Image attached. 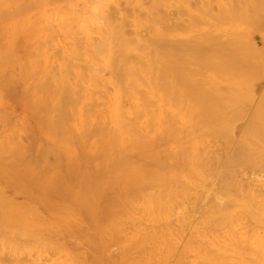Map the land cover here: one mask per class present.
I'll return each instance as SVG.
<instances>
[{"label": "rangeland", "instance_id": "1", "mask_svg": "<svg viewBox=\"0 0 264 264\" xmlns=\"http://www.w3.org/2000/svg\"><path fill=\"white\" fill-rule=\"evenodd\" d=\"M0 1H2V0H0ZM24 1H26V0H21V4H23L24 3ZM29 2H30V4H32V2H33V4H32V6H31V9H30V7H29V4H28V7H29V9H28V7L25 9V8H23V10L21 11V14H20V16L19 17H16L15 19H12L11 21H10V23H11V26H12V29H13V27H15L17 30H11V31H15V34H17L15 37H16V39L18 40H16L17 41V43H16V41H15V38H13L12 40H11V42H13V40L15 41V43L17 44H15V43H12V44H14V45H12L13 47L14 46H16L15 48H17V49H14V52L16 53V54H14V55H17L18 56V58H16V60L18 59V62H16L17 64L16 65H14L13 66V68L11 67V69L12 70H9L10 71V73L11 74H13L16 78H17V81L15 82V87H13L12 88V91H10L9 93L7 92V94H9V95H6L5 96V94H3V92L4 91H2V93H1V91H0V96L2 97H0V99L1 100H3V101H1L0 100V118H1V116H4L3 117V120H4V126H2V125H0L1 127H2V133H0V137H1V135H2V137L3 136H5L6 134V136H10V139L13 141V139L12 138H14L15 136H19V140H18V138H17V140L18 141H20V139H21V145H20V142L18 143L22 148H24L25 146V149H23V150H21V151H19L20 153L22 152L23 153V151L24 150H26V154L24 153V155L22 154V156L20 157L21 158V160H20V158L18 159V161L15 159V161H14V156H12V154L14 153V155H18L17 157H19L20 155L19 154H15V152L16 151H14V149L18 146L19 147V145H14V144H16V142H18V141H16L14 144H13V146L14 147H12L11 148V146H10V150H12V151H14V152H11L10 151V153L9 152H7V151H9V148H4V147H6L9 143H11V142H9L10 140H9V138H6V137H4V138H6L7 140H5V141H8L9 143L8 144H6L7 142H3L4 141V139H3V143H5V145L6 146H2L1 144H3V143H1L0 144V150H3V148H4V150L5 149H8L6 152H7V154H5V155H3V153H2V155L5 157H3V156H0V263H2L1 262V260L4 262V263H2V264H32L33 262V264H60L61 262H63L64 264L66 263V262H68L70 259L71 260H75L76 261V259H73V257L75 258V256L77 255V252L79 251L78 249L80 248V251H81V249H82V252H83V254L81 253V255H80V253H79V255L80 256H78L77 255V257H79L82 261H84L83 260V257H82V255L83 256H85V257H87V258H85V259H89L88 257L90 256V258L92 257V259L94 260V258L96 257V254H93L94 252L93 251H95V252H98V257L100 258V257H102V258H100L101 260L100 261H102V259H103V262H102V264L104 263V260L106 261L104 264H107L108 262H109V264H113V261L110 263V261L113 259V258H116V259H118V258H121L120 257V255H122V256H124L123 255V253H121L120 254V250H121V247H120V250L118 249V247H116V245H115V243H118V240H116V242L114 243L113 241H114V239H113V241H110L109 239L110 238H107L106 239V244H107V246H105V245H102V243H101V245H98V239H99V235L97 234L99 231L98 230H96V233H94L93 231H95L94 229L96 228L95 226H96V224H97V221L98 220H96L95 222L96 223H94V225L95 226H90L91 224L93 225V223H91V224H89L88 222H91V221H93L94 222V220H95V218L96 217H98L99 216V214H97V211H98V213H99V210H97V209H99L98 208V206L97 205H103V201H105V199L108 197V195L109 194H106L103 198H102V201H101V203L99 202V200L97 201V202H99L98 204L96 203V197L94 198L95 200L93 201V202H90V204H87V202L86 201H92V199L93 198H89L88 196H85V198H88V199H86V200H84L85 201V203L87 204L86 206H87V208H88V205L89 206H91V207H89L90 209H91V211H93L92 213H90V209H88V210H85V207L86 206H84L83 205V207L82 206H78L80 203H78V205L76 206V204L74 205V206H72L73 205V203L76 201V200H79V198H77V197H79V196H77L76 197V194L75 195H73L74 194V192L76 191V190H78V191H80L81 192V190H80V188H77V189H75L74 187H78V185H77V181H76V178L75 177H77V176H74L72 173H70V172H68L67 170H66V172H68V176H66L67 174H65L66 172L65 171H63V173L61 172H58V171H60L63 167V170H65V164L67 165V163H69L70 162V167L73 165V163H72V165H71V162L73 161L74 162V159H76L78 156H77V154L75 153V152H73V153H71V154H73L72 155V157L71 158H74V156H75V158L72 160V161H69V162H65L64 160L66 159V161H68V158L67 157H69L68 155H66L67 153H66V151L68 150V149H70V148H68V146L69 147H71V146H74V145H72L69 141H73V142H75L76 141V139H75V141L73 140L74 138H72L71 137V139L72 140H65V139H67V138H69V136H71L70 135V133H71V131L72 130H74L76 127H75V124H77V123H79V120H78V117H75V116H78V113L76 114L75 113V111L76 110H73L75 107H78V106H75V100H76V98H77V104H79V105H81L80 107L81 108H83V110L84 109H89L90 107H89V104H90V106L92 107V106H95V104H91V103H89L88 105H86V104H83V102L86 100V98L85 97H82V93L84 94V91H85V89H86V93L88 92L87 91V88H88V90L90 91V92H92L91 93V96H93V97H91V96H89L90 98H92V100H93V98L95 99V97L97 98H99V96H96V95H98V94H103V95H100V96H102V97H104V98H102V97H100V103L101 104H103L102 102L104 101V104L106 105L107 103H105V100H106V102H108V98H110L111 99V97H108V98H106V96H111V94H112V97H113V91L115 92V86H114V84L111 82V80H110V78H111V72L107 69V68H104L103 69V67H102V65L103 64H101V62H100V64H97L95 61V56H94V54L92 55L91 54V50L89 49L90 47H91V49H94V45H95V42L94 41H97L96 43H98V41H100V39L101 38H103V37H105L103 34H104V30H105V26L107 25V24H109V22H111L112 23V25L114 24L115 25V23H116V25L114 26V27H116V28H119V27H122V31H124V33H125V36L128 38V37H130V39H137L139 36L138 35H140V34H142V35H140V37L142 36V38H140L139 37V39L140 40H142V41H144V39L146 40V41H148V38H149V42H150V46H148V47H151L150 49L147 47V49L148 50H150V52L152 51V52H157L158 50H163V46H165V45H156L155 43H153L152 41H151V38H153V36L155 35V37L157 36L156 35V33L158 32V30H159V32L157 33L158 34V36L161 34L160 32H168V33H166V36H165V34H164V39H165V41L166 42H168V44H169V42H171V43H173L174 42V44L176 45V43H177V45H178V43L180 44V43H185V42H187L186 40H190L191 38V40L190 41H193V37H194V39H196L197 38V41H200L202 38H204V39H202V41L204 40V41H206L205 39L209 36L210 37V35H211V39H213V38H215L214 37V34L216 33L217 35L218 34H220L219 36L220 37H223L224 36V33H225V37L227 36V38H229V39H231L230 38V36L233 38V37H236L238 34H237V32L239 31H237L236 29H240V33H239V35L241 36V34H247L248 32H252V30H250L251 29V25L249 24L250 22H252L253 20H255L256 19V17L255 18H253V19H250V17H248L249 15H247V17L246 18H244V20H243V16L244 15H246V14H251L252 13V11L254 12V15L255 14H257L256 16H258L259 18H257L256 20H258V19H260V20H258L257 21V23L259 22H263L264 21V18H262V17H264V13H262V12H264L263 10H264V0H256V1H258V3L260 4V5H262L261 7L260 6H257V5H259L257 2H256V6L254 7V5L255 4H253V3H255L254 1H253V5H252V7H251V0L249 1H247L246 2V0L245 1H243V0H230V1H232V2H230L229 0H223L224 1V3L222 2V0H157V1H155V0H139V1H134V0H109V1H104V0H101V1H104L105 2V5L103 4V6H101V4L103 3V2H101L100 0H49V2L46 0V3H45V0H35V1H33V0H28ZM40 3H39V2ZM66 1V2H65ZM112 1V2H111ZM129 1V2H128ZM130 1H132V2H130ZM134 1V2H133ZM143 2V3H140V2ZM163 1V2H162ZM221 1V2H220ZM228 3H226V2ZM238 1H239V3L240 2H242V3H240V4H247L246 5V9L244 8L245 6H243L242 8V12H243V10L245 11L244 13H246V14H242V12H241V10H240V12H239V10H238V8L240 7V6H242V5H239V3H238ZM34 2H38V3H34ZM50 2H51V4H50ZM117 2V3H116ZM158 2V3H157ZM246 2V3H245ZM250 2V3H249ZM262 4H261V3ZM1 3V2H0ZM42 3H45V5H43ZM98 3V4H97ZM101 3V4H100ZM220 3V4H219ZM222 3V4H221ZM249 3V4H248ZM20 4V3H19ZM20 4V5H21ZM26 5H27V2L25 3ZM24 4V5H25ZM38 4H39V6H38ZM42 4V5H41ZM96 4V5H95ZM227 4V5H226ZM232 4V5H231ZM237 4V5H236ZM36 7L37 6V8H34V6ZM41 5V6H40ZM48 5H50L49 7H48ZM57 5V6H56ZM66 5V6H65ZM77 5H78V9H77ZM88 5V6H87ZM142 5V7H144V8H140V6ZM210 5V6H209ZM220 5H221V7H220ZM222 5H224V6H222ZM235 5H236V7H235ZM23 6V5H22ZM68 6H71V7H69V9H72V12H71V10H69L67 7ZM95 6V9L94 10H96V8H97V12H95V14L96 15H91L92 13H94V10H92L93 9V7ZM108 6V7H107ZM118 6V7H117ZM232 6H233V8H232ZM250 6V7H249ZM40 7V8H39ZM53 7H54V9H53ZM59 9H58V8ZM74 7V8H73ZM105 7H106V9H105ZM210 7V8H209ZM220 7V8H219ZM228 7V8H227ZM248 7V8H247ZM257 8L256 10H258V8L259 9H263V10H259V11H254L253 9H251V8ZM49 8H51V10L49 9ZM55 8H56V10H55ZM76 8V9H75ZM89 8V9H88ZM208 8V9H207ZM228 10H227V9ZM235 8V9H234ZM41 9H44V10H42L43 12H42V14H43V16H41L42 14H40V11H41ZM47 9V10H46ZM50 10V12H52V13H54V12H56V13H54V14H56V16H58V12L60 13V11H61V14H64L63 12H62V9H63V11L66 13V15L67 16H69V17H67V16H65V14L62 16L63 18H61V17H59V18H61L60 20H61V22H59L58 21V23H56L54 20H53V25H52V21H51V23H50V26L48 25L49 23H47V21H48V19H50V18H48V17H50V16H48V15H51L50 14V12H49V10ZM84 9V10H83ZM120 9V10H119ZM138 9H139V11H138ZM142 9V10H141ZM145 9V10H144ZM204 9H207V10H205L204 11ZM210 9V10H209ZM225 9V10H224ZM233 9V10H232ZM239 9H241V7L239 8ZM248 9V10H247ZM250 9H251V12H250ZM33 10V11H32ZM55 10V11H54ZM83 10V11H82ZM87 10V11H86ZM155 10V11H154ZM247 10V11H246ZM46 11H47V13H46ZM68 11L70 12V13H73V14H70V13H68ZM78 11V12H77ZM89 11V12H88ZM90 11H91V13H90ZM99 11H100V13H99ZM142 11H144V12H142ZM214 11V12H213ZM234 11V12H233ZM236 11H238V12H236ZM249 11V13H247ZM262 11V12H261ZM77 13V15H76V13ZM86 12H88V13H90V15H86L85 13ZM145 12H146V14H145ZM152 12H154V13H151ZM199 12V13H198ZM205 12V13H204ZM209 12V13H208ZM217 12V13H216ZM223 12H225L224 14L225 15H223L222 13ZM237 14H236V13ZM259 12H260V14H261V16H260V14H259ZM37 13L39 14V15H37ZM68 13V14H67ZM83 13H84V15H83ZM87 13V14H88ZM109 13V14H108ZM111 13V14H110ZM158 13V14H157ZM203 15V17H202V15ZM215 15H214V14ZM220 15H219V14ZM230 13V14H229ZM73 15V16H70V15ZM108 14V15H107ZM149 14H151V16L153 15L154 16V19L149 15ZM195 14H196V16L197 17H195ZM206 14V15H205ZM208 14H210L209 16H208ZM234 14V15H233ZM243 15V16H240V15ZM34 15H36V16H34ZM44 15H46V16H44ZM82 15L83 16H86V17H89V16H92V18L91 17H89V22L88 21H86V18H85V20L84 21H86V22H88L87 24L86 23H83L84 21H82V18L84 19V17H82ZM132 15V16H131ZM201 15V16H200ZM216 15H217V17H216ZM230 15V16H229ZM238 15H239V17H238ZM254 15H252L251 14V16L252 17H254ZM32 16H34V17H32ZM55 16V15H54ZM55 16V20L57 19V17ZM94 16L96 17L95 19H94ZM109 16V17H108ZM111 16V17H110ZM113 16V17H112ZM156 16V17H155ZM162 16V17H161ZM215 16V17H214ZM222 16V17H221ZM229 16V17H228ZM32 17V18H31ZM42 17H45V18H42ZM71 17V20H72V18L74 19L73 20V22H68V21H71V20H69L68 19V21H67V19L66 18H70ZM128 19H127V18ZM133 17V18H132ZM148 19V20H146V18ZM207 17H210V18H207ZM213 17V18H212ZM233 17V18H232ZM235 17V18H234ZM242 19H241V18ZM31 18V19H30ZM33 18H34V20H33ZM48 18V19H47ZM53 17H52V15H51V19H52ZM110 18V19H109ZM121 18V19H120ZM139 18V19H138ZM142 18H144V21H142L143 19ZM155 18H157V19H155ZM163 18H165V19H163ZM202 20H201V19ZM206 18V19H205ZM218 18L220 19V20H218ZM237 18V19H236ZM28 19V20H27ZM42 19V20H41ZM43 19H45V20H43ZM54 19V18H53ZM66 19V20H65ZM77 19V20H76ZM93 19L95 20V21H93ZM97 19V20H96ZM101 19V20H100ZM126 19V20H125ZM159 19V20H158ZM198 19V20H197ZM200 19V20H199ZM210 19V20H209ZM211 19H213V20H211ZM239 19V20H238ZM246 19L247 20H249L250 19V21H246ZM261 19H263L262 21H261ZM30 20H32V21H30ZM38 20L39 21V23H38V21H37V24H36V21ZM62 20H64V21H62ZM88 20V19H87ZM136 20H139V21H142V23L141 22H139L140 24H143L144 23V25L143 26H141L140 24H136V23H138ZM205 20V21H204ZM236 20V21H235ZM241 20H243V21H241ZM26 21V22H25ZM34 21V22H33ZM44 21V22H43ZM68 22L67 24V27L65 28V26L66 25H62V24H60V23H63V22ZM90 21L92 22V23H90ZM106 21H108V23L106 22ZM125 21H127L126 23H125ZM135 21V22H134ZM213 21L214 22H216L217 24H213ZM223 21V22H222ZM225 21V22H224ZM228 21V22H227ZM230 21H231V24H229L230 23ZM244 21H246L248 24H246V22L244 23ZM26 23V26H25V23ZM31 22V25L29 24V23ZM33 22V23H32ZM48 22H50V20L48 21ZM107 24H106V23ZM130 22V23H129ZM147 22V23H146ZM202 22V23H201ZM235 24H234V23ZM256 21H254V24L252 23V25H255L256 26V29L254 28V27H252V28H254V32H250L253 36V38L252 37H250L251 38V41H249V44L251 45V47H253V48H251L250 47V45L248 44V42H247V44H244V43H246V42H241V41H243V40H246L244 37L245 36H247V35H245L244 34V36H241V39H240V37L238 38V36H237V38L240 40V42H241V44L243 43L244 45H246L245 46V48H248L249 47V51L247 50V49H243V46H242V48L241 47H237L236 46V48H241V49H239V50H241L240 52H242L243 53V51H245L244 53H245V57H246V60L248 61V59H249V61L248 62H250L251 63V65L252 64H254L255 66H254V68H256V70H257V73H256V75H253L254 77H256L257 76V78H255V79H260V81H258L257 80V82H255L256 80L255 79H249V81L248 80H245V81H242V79H241V77L240 78H238V76H240V75H238L237 76V78H238V80L239 79H241L239 82H241V84L239 83V82H237V85H241V87H243L242 88V92L244 93V91H246L247 89L249 90V89H251L250 91H252L254 94V96L252 97L251 96V94H252V92H248V90H247V92H245L243 95H239V94H241L240 92H241V89H238L239 87H237V90H236V82L234 81L235 79V75L238 73L239 74V72L237 71V73H236V67L234 66H232V67H230V68H232V70L231 69H229L228 67H226V65H225V63H224V61H223V67H224V69L225 68H227V69H223L224 71H228V70H231V71H233L232 73H229V72H227L228 74H233V73H236L234 76V78H230V77H233V75L232 76H230V75H228L226 72L224 73V72H222L221 73V70H220V66H219V63L218 64H216L217 62H215V64H216V70H218V71H220V73L219 72H217L216 71V73H218L220 76H221V74L223 75V76H221L222 78L224 77V75H226V77L225 78H223V79H225V81L223 80V79H219V78H221V77H218V79L216 78L217 76H216V74L214 73L215 71H214V68H212V67H210L211 69H213V71L211 72V73H214V75L216 76L215 78L214 77H212L211 79L209 78V76H207L208 75V73H206V72H209L207 69V65H203V67H201V68H203V69H205V68H207V69H205V70H207L206 72H205V70L203 71V72H205L206 73V78H205V82H207V85L206 86H208V87H204L205 85H203V87H204V90H205V88H206V90L207 89H209L210 90V86H211V88L213 87L211 84H212V82L214 81L216 84V86L214 85V88H215V90L216 89H219V91H223L222 93H223V95L222 96H225V97H229V93H237L238 94V92H239V98L241 99H243V106L245 107H243V109L245 110V112H244V110H243V112L244 113H239V112H237V106H234V109H232L233 108V105H230V106H228V109L226 108V110H224L225 112H222L221 113V116H220V113L219 114H217V119H213L212 121H214L213 123L214 124H212V122H210V123H208L209 125H207V123L205 124V122H204V124H203V122L199 125V127H198V125L196 124V120H195V118L196 117H194L195 116V114H193V113H191V110L189 111V113H188V109H187V111H186V113L188 114V116H191V117H188L187 116V114L185 113V115L186 116H182L181 114H180V116H181V118H183V117H187V118H189V119H187V120H189V123L187 122V120L185 119L184 120V118H183V120H180L179 121V119H180V116H178L177 115V113H178V111L180 110H184V108H182V107H184L183 105H184V103H180V104H182V105H180L179 104V102L178 101H176V100H174V102H173V104H172V102H171V104H172V106L175 104V102L177 103V104H179L178 106H177V104H175L176 105V107H175V111H176V108H178L179 109V107L181 108V109H177V113H175L177 116H174L173 115V113L175 112L174 111V106L171 108L170 107V102L168 103V101H169V97L167 96V95H165L164 97H166L167 98V102H166V100L164 99V97H163V99H162V94H160V93H154L155 94V98L157 99V101H159L158 99H162V100H160L159 102H156V100H155V98H151L150 97V102L152 101V99H154L153 101L154 102H156V103H154V105H153V102H151L152 103V105L153 106H155V107H153L151 110H153V109H157V110H155L156 111V113L154 114L155 115V121L157 122V124L155 123V121H152L153 123H150V124H148V122H151L150 121V119L148 120V118H147V124H148V126H150L151 124V126H152V128H151V126H150V128H147V129H156V132L155 131H153L154 133L153 134H155V133H157V125H160V124H163V123H165L163 120L162 121H160L159 119H162L163 118V116L165 115V113L166 112H168L167 114H169L170 112L172 113H170L169 115L171 116V115H173V116H168L167 114H166V116H164V117H166V118H168L167 120L168 121H171V119L174 121L173 123H172V121L171 122H167L166 121V123L167 124H172V126L173 127H175V123H176V128H175V130H178V131H173V132H177L178 133V136H177V133L175 134H173V132H172V134L174 135V141H172V139H173V135H169V133L167 132V139H168V137L169 136H171L172 137V139H171V137H170V139H171V141H170V139H169V141L170 142H168L167 141V139L165 140L167 143H165V141L163 142V140H164V138L161 140V138L164 136V137H166V134H162L161 132L162 131H160L161 130V128H163V127H160V126H158V129H160L158 132H159V135L160 134H162L161 135V137L159 138L161 141H159V145L161 144V145H163L162 147H159L158 148V143H157V141L159 140H157V138L159 137L158 136V134H157V136H156V134H155V136L157 137H155L154 139H153V141H152V139H151V141H152V143L150 142V143H148L149 145L150 144H154L153 145V147L155 146V147H157L158 149H159V151H161V153L162 154H159L160 156L161 155H163V153L165 152V154H166V156H168L167 158H168V162H167V164L165 165L164 163V165L165 166H167V165H169V166H167V167H169V170H168V168L166 169L165 168V166H163V164L162 165H159L160 164V162L161 161H157L156 162V159H158V158H160V156H158L157 158H154L153 159V161L151 162L150 160H152L151 158H153V157H149V159L147 158V162H149V163H147L148 165L147 166H150L149 164H151V169L148 167L147 168V172H148V174L147 175H149V169H150V175L149 176H153L152 178H150L149 176H147V192L149 191V192H151V195H152V193H154L155 195L157 194V197H155L154 195H150L151 196V198L150 199H152V198H155V200L156 199H158L159 200V198H160V195H161V191H162V195L161 196H163L162 198H160L161 200L163 199V201H161V200H159V201H155L154 199L151 201V202H153V201H155V202H153V203H151V202H149V200H148V202H147V206H148V210L149 211H151V212H153L152 211V208H153V210H154V207L153 206H155V208H156V210H155V212L156 211H158V210H160L161 211V213H160V216L159 215H155L157 218H160V221H159V219H156V221H155V218H153L154 216V214H159V213H150L149 211H147V212H145V210H144V213H147L146 215H145V217H144V215H142V217H144L145 218V220H146V222L148 223V224H146V223H144L145 222V220L144 219H142L141 217H140V215L141 214H144V213H142V210L141 209H144V208H139L137 205V208H136V206H135V208L134 209H136V210H141V211H135V213L133 214L135 217H137L138 215V217H137V219L140 217V220H137L136 218H135V220L134 219H132V220H134V222H136V220H137V222L136 223H138V221H142L143 220V222H142V225L140 224V226H137L138 228V230H139V227H144V228H147L146 230L148 231V233H147V231L144 229V228H140V231H142L143 229V231L142 232H144V231H146V233H143V235L145 234H147V237H148V239H149V241H151L152 239L151 238H154V239H156L155 237H157V236H159V237H157V239L156 240H158V243H163L162 244V246H161V244H158L157 242H156V240H155V242L158 244V245H160V246H157V247H163V246H165V250L163 251V248L161 249L162 250V255H163V257H164V259L162 260V261H159V263L160 262H163L162 264H173V262H175L174 264H233V262H234V264H264V124H261V123H259L260 125H258V124H253V123H249L248 121L250 120V118L251 117H253L254 116V114H255V110H256V108H257V106L258 105H261V107L259 108V109H264V105L262 106V104L264 103V101L263 100H259V98H264V76H262V74H263V72H262V74L260 75V73H261V71H264V66H262L261 64H262V61L264 60L263 58H264V56H262L263 54H264V31H262V29L261 28H264V23H263V25L261 24V28L260 27H258L259 25L257 24V23H255ZM42 23H43V25H42ZM73 23V24H72ZM85 24V26L87 27V29L89 30L88 32L89 33H87V31H83L84 29H82L81 30V28H79L80 27V25L81 24ZM95 23V24H94ZM99 23H100V25H99ZM133 23V24H132ZM219 23V24H218ZM222 23V24H221ZM71 24V25H70ZM102 24H104L103 25V27L101 26ZM106 24V25H105ZM132 26H131V25ZM147 24V25H146ZM228 26H227V25ZM243 25V27L241 26V25ZM247 26H249L250 25V29L249 28H247L248 30H250V31H248L247 29H245L246 28V25ZM33 25V26H32ZM37 25V26H36ZM134 25V26H133ZM169 25V26H168ZM216 25V26H215ZM218 25V26H217ZM219 25H220V27H219ZM223 25H225V26H223ZM238 26V28L237 27H234V26ZM25 26V27H24ZM32 26V27H31ZM63 28H62V27ZM97 26V27H96ZM139 26H141V27H139ZM147 26V27H146ZM164 26H166V27H164ZM232 26V27H231ZM239 26H240V28H239ZM245 26V27H244ZM35 27H37V28H35ZM40 27V28H39ZM43 27V28H42ZM53 27H55V29L53 30ZM81 27H83L82 25H81ZM96 27V28H95ZM101 27H102V29H101ZM153 27V28H152ZM160 27H162L163 29H164V31H160L162 28H160ZM168 27V28H167ZM217 27V28H216ZM224 29H223V28ZM230 27L232 28V29H230ZM258 27V28H257ZM14 28V29H15ZM43 30H42V29ZM49 29V30H47V29ZM85 28V27H84ZM101 29V33H100V29ZM158 30H157V29ZM227 28V29H226ZM246 30H244V29ZM260 28V29H259ZM29 29V30H28ZM40 31V32H38V30ZM45 29V30H44ZM51 29V30H50ZM86 29V28H85ZM86 29V30H87ZM97 29V30H96ZM137 29V30H136ZM226 29V30H225ZM235 29V30H234ZM241 29H242V31H241ZM24 30H25V32H24ZM34 30V31H33ZM174 30V31H173ZM216 30V31H215ZM218 30V31H217ZM222 30H225V31H222ZM231 30H233L232 32H233V34L235 33V31H237L235 34H237V35H231V33H230V31ZM264 30V29H263ZM10 31V32H11ZM22 31H23V33H26V37H25V34H23L22 35V37H21V33H22ZM30 31V33L32 34V32H36V33H33V35L34 36H32V38L30 39L29 38V41H27L28 40V36H27V33ZM51 31V32H50ZM82 31V32H81ZM97 31V32H96ZM103 31V32H102ZM136 31V32H135ZM156 31V32H155ZM172 31H173V33H172ZM208 31H210L209 33H208ZM228 31H229V33L230 34H228ZM245 31V32H244ZM44 32H46L45 33V35H44ZM48 32V33H47ZM85 34H84V33ZM99 32V33H98ZM170 32V33H169ZM208 33V34H206V35H208V36H206V38H205V36H203L205 33ZM214 32V34H212ZM12 33V32H11ZM29 33V34H30ZM37 33H38V35H37ZM41 33V34H40ZM86 33H87V36L89 37H87L86 36ZM98 33V34H97ZM128 33V34H127ZM137 33V34H136ZM139 33V34H138ZM153 33H155V34H153ZM227 33V34H226ZM250 33H248V36H250ZM257 33V34H256ZM13 34L14 33H12V37H13ZM43 34V35H42ZM52 34V35H51ZM89 34V35H88ZM133 34V35H132ZM167 34H169L168 36H167ZM188 34V35H187ZM198 34V35H197ZM200 34V35H199ZM98 35V36H97ZM100 35H102L103 37H101ZM134 35H135V37H134ZM195 35H197L198 37H202L201 39L199 38V40H198V37L197 36H195ZM202 35V36H201ZM17 36H20V37H18L17 38ZM30 36V35H29ZM30 36V37H31ZM37 36V37H36ZM49 36V37H48ZM52 36V37H51ZM90 36H91V38H90ZM133 36V37H132ZM136 36H138V37H136ZM145 36V37H144ZM152 36V37H151ZM216 36V35H215ZM219 36H217L216 38H215V40H218L217 42H219V40H221L222 38H220ZM247 36V37H248ZM11 37V38H12ZM27 38L26 40H24L23 38ZM33 37H34V40L36 39V40H38V41H34L33 40ZM97 37H99L100 39L98 40V38ZM154 37V38H155ZM224 37V38H225ZM39 38V39H38ZM94 40H93V39ZM153 38V39H154ZM166 38H167V40H166ZM187 38V39H186ZM223 38V39H224ZM250 38H247V39H250ZM263 38V39H262ZM90 39V40H89ZM129 39V38H128ZM179 39V40H178ZM186 39V40H185ZM226 39V38H225ZM234 39V38H233ZM236 39V38H235ZM238 39H236L235 40V42L237 43L236 45H241V44H238L239 43V40ZM20 40V41H19ZM40 40H41V42H40ZM47 40V41H46ZM49 40V41H48ZM92 40H93V42H94V45H91L90 44V42L92 43ZM171 40V41H170ZM226 40H228V39H226ZM8 41V40H7ZM6 41V42H7ZM31 41V42H30ZM89 41V42H88ZM145 41V42H146ZM201 41V43H203ZM26 42H27V44H28V46H27V44H26ZM38 42V43H37ZM43 42V43H42ZM85 42V43H84ZM148 42V43H149ZM189 42V41H188ZM225 42V41H224ZM252 44H251V43ZM254 42H255V44L257 45H254ZM31 43H34L33 45L31 44ZM37 43V44H36ZM42 45H41V44ZM51 43V44H50ZM74 43H76V45L78 46V45H80V47H79V49H78V47L76 48L75 46H74ZM78 43V44H77ZM87 43H89V45H91V46H89ZM153 43V44H152ZM170 43V44H171ZM223 43V40H221V44ZM43 44H44V46H43ZM174 44H172L173 46H174V50H175V45ZM186 44V43H185ZM185 44H182L183 46H186ZM199 44H200V42H199ZM204 44V45H203ZM202 45H201V47L204 49V46L206 47L204 50L205 51H207L208 50V45L206 46L205 44H206V42H204ZM220 44V42H219V45H221ZM2 45V44H1ZM0 45V46H1ZM26 45V46H25ZM34 46V47H36V48H33V47H31V46ZM38 45H39V47L41 48V51L39 50L40 48H38ZM89 46L88 47V49L91 51V52H88V50H86L87 48H84V49H81V47H83V46ZM149 45V44H148ZM154 45H156V47L155 48H157V49H155L153 46ZM247 45H249L248 47H247ZM42 46V47H41ZM94 46V47H93ZM157 46H161L160 47V49L157 47ZM173 46H172V48H170V45H168L167 46V44H166V47H164V49H172V52H173ZM179 46H181V45H179ZM188 46V45H187ZM28 47H31L30 49L28 48ZM153 47V48H152ZM167 47H169V48H167ZM178 47V46H177ZM176 47V48H177ZM221 47V46H220ZM219 47V48H220ZM233 47H235V46H232V48ZM38 48V49H37ZM59 48V49H58ZM22 49V50H21ZM43 49V50H42ZM47 49V50H46ZM50 49V50H49ZM77 49V50H76ZM152 49V50H151ZM155 49V50H154ZM186 49H188L187 50V53H188V55L189 54H191V55H193V53H194V49H191L190 48V46H188V47H185L184 49H183V51L184 50H186ZM243 49V50H242ZM258 49V50H257ZM25 50V51H24ZM34 50H35V52L37 53V54H34L33 52H34ZM39 50V52L41 53L42 51H43V53H41L42 54V56L40 57V55H39V52H37ZM52 50V51H51ZM59 50H60V53H59ZM148 50H147V52H148ZM157 50V51H156ZM192 50H193V52H192ZM228 51H229V49H227ZM234 50H235V48H234ZM253 50H254V52H253ZM32 51V52H31ZM190 51V52H189ZM209 51V50H208ZM247 51V52H246ZM257 52V55L258 56H260L259 54H261V57H258V61L259 62H256L255 61V57H257V55L255 54L256 52ZM13 52V53H14ZM59 54H58V53ZM149 52V53H150ZM185 52V51H184ZM219 52V51H218ZM249 52H250V54H249ZM57 53V54H56ZM94 53V52H93ZM169 53V52H168ZM186 53V52H185ZM184 53V54H185ZM220 53V52H219ZM32 54V55H31ZM44 54H45V57H44ZM55 54H56V57H55ZM62 56H61V55ZM183 53H182V55H184ZM195 54V53H194ZM249 54V55H248ZM27 55V56H26ZM30 55V56H29ZM39 55V57L36 59V56H38ZM58 55H60V57L58 56ZM88 55V56H87ZM96 55V54H95ZM172 55V54H171ZM188 55H184V57H189ZM190 55V56H191ZM248 55V56H247ZM256 55V56H255ZM90 56V57H89ZM94 56V57H93ZM97 56V55H96ZM106 56V55H105ZM104 55H101V56H98L97 58H99V57H101L102 59H104V58H106V57H108V56H106L105 57ZM149 56H150V54H149ZM169 56V55H168ZM179 57H180V55H178ZM193 56H195V55H193ZM250 56V58H247V57H249ZM15 56H13V57H11V61L13 60V59H15L14 58ZM152 57H153V53H152ZM166 57H167V55H166ZM174 57H176V54H175V56L173 55V59H174ZM184 57H182L181 56V58H183V59H185ZM192 57V56H191ZM225 58H226V56H224ZM263 57V58H262ZM40 58V60H41V65H43V66H41L42 68L41 69H39V70H41V72H42V74H44V78H45V80H46V78H47V80L45 81V80H43V81H45L46 83V86H49V85H53V87L55 86L56 87V90H57V86L58 85H60V84H58L57 82L58 81H60V80H63V82H67V83H65V85L66 84H68V83H70L71 84V86L72 85H74L75 87H77L76 88V90H75V92H77V93H80L79 94V99L80 98H83V102L81 101V99H80V102H81V104H80V102L78 101V97L76 96V98H75V100H73L74 102H73V105L75 106V107H73V109H72V111L75 113V115H74V113H73V115H72V113H71V116H70V112H72V111H70V109L72 108V106H68V107H70L69 109H68V107H66L65 108V112H64V114H63V116H67V119H66V116L64 117V119H66V120H68L69 122H67L66 120H64V125L66 124V122H67V124L66 125H68V127H70L71 129H69V131H70V133H67V132H69V131H67V132H64L63 134L64 135H66V133H67V135L69 134V136L68 137H64V139L63 138H61V139H63V140H65L64 142H66L67 141V143H65V144H63V146L65 145V148H66V144H71V146H70V144L69 145H67V148L68 149H65V151H64V149H62V148H64V147H62V148H60V149H62L63 151H64V155L65 156H67V157H65L64 155V157H65V159L64 160H61L62 158H63V156H62V154H61V156H62V158H60L59 156H57V155H55V153L56 152H59V151H55L54 153H53V155H52V153H51V155H50V153L48 152V149L50 148V152H52V147L51 146H55V144L56 143H60L61 141H59L58 142V139H57V137L60 135V134H57V133H60V132H57L56 134L54 133L52 136H56L57 135V137H51L50 135H48V130H44V128H45V126L43 127V126H40L41 124H42V121L43 120H45L46 118H45V116L47 115H45V116H43V118H45V119H42V117H41V119H42V121H41V119H40V123H39V117H40V115H44V114H41V112H40V114H38L39 115V117H37L36 119H35V117H33V119H32V117H31V115H30V113L29 112H27V110H25V107L23 108L22 107V104L17 100V98H16V96H18V94L20 93V94H24V92L26 93L28 90H27V88H31L32 90L34 89V86H39L41 83H37V81H35V79H33L32 81H30V82H28L29 80L27 79L26 81L28 82V83H30V84H37V85H33V86H31V87H29V85L27 86V84H25V80H23V76H24V73H23V70H25L26 69V67L24 66L25 65V63L26 62H28L29 60H31V61H33V62H35L34 60H38ZM47 58V59H46ZM150 58H151V56H150ZM154 58V57H153ZM153 58H151V60H153ZM162 58H165V55L163 54V57L161 56V60H162V62L164 61ZM169 58H171V57H169ZM168 57L165 59L166 61L165 62H167V60L169 59ZM190 58V57H189ZM33 59V60H32ZM56 59V60H55ZM59 59V60H58ZM95 61H94V60ZM100 59V58H99ZM102 59H100V61L102 60ZM221 59H223V57L221 58ZM260 59V60H259ZM58 60V61H57ZM61 60V61H60ZM70 60V61H69ZM88 60H93L91 63H95V64H97L96 66H98V65H100L102 68H100V71L102 70V72L104 71V70H106V72L105 73H100L99 71H97L95 68H97L98 69V67H95L94 68V70H96L98 73H100V75L102 74L103 76L102 77H105L104 79L106 80H108V82H106V81H104V79L102 80V82L104 81V85H105V82H106V85L105 86H107V83H109L110 85H108V87H110V88H106L104 85H103V83L102 84H100L99 82V84L101 85L100 87H99V90H98V88H96L99 84H96V82L94 83L93 81L96 79L95 77L97 76V78H100V76H98V75H96V76H94L93 77V75H95V73H93V75H91L90 73H88L89 71H87V68H90V67H86V61L88 62ZM98 60V59H97ZM159 60V59H158ZM224 60V59H223ZM254 60V61H253ZM54 61V62H53ZM72 61H73V63H74V61L76 62V63H72ZM160 61V60H159ZM159 61H157V63H156V73H154V75L155 74H157V72H158V68H162V67H159L160 65H161V61H160V63H158ZM169 61H172V59L171 60H169ZM66 62H68V63H66ZM255 62H256V64H255ZM39 62H37L36 61V63H34V69H35V67L37 66V64H38ZM55 63V64H54ZM61 63V64H60ZM63 63V64H62ZM164 63V62H163ZM257 63L259 64V66L257 67ZM27 64V66H29L28 64H30V62L29 63H26ZM51 64V65H50ZM67 65V67L66 66H64V65ZM68 64H73L72 66H68ZM94 64V65H95ZM157 64H160V65H157ZM166 64V63H165ZM221 64V63H220ZM39 65V64H38ZM51 66V67H49V69L50 68H52V69H47V71H50V73L49 72H47L45 69V67L44 66ZM58 65V66H57ZM74 65H77V68H76V66H74ZM87 65H90V61H89V64H87ZM217 65L219 66V67H217ZM23 66L25 67V68H23ZM63 66H64V68H67V69H69L72 73H70L69 72V70L67 71V69H65L68 73H70V75H71V77L70 78H68V76H70V75H68L67 74V72H66V74L64 73L65 71L63 70V72H62V70L60 71L59 70V68H61V69H63ZM92 66V65H91ZM158 66V67H157ZM190 67H191V65H189ZM38 67V66H37ZM44 67V68H43ZM86 67V68H85ZM193 68H194V65L192 66ZM246 67H248V66H245V71H248L249 70V67L248 68H246ZM261 67H262V69H261ZM29 68V67H28ZM31 68V67H30ZM54 68H55V70H54ZM84 68V69H83ZM195 68H196V66H195ZM210 68H209V70H210ZM219 68V69H218ZM233 68H235L234 70H233ZM45 71H44V70ZM86 69V70H85ZM93 69V68H92ZM221 69H222V67H221ZM239 69H241V68H239ZM243 69V68H242ZM259 69L261 70V71H259ZM14 70V71H13ZM51 70H52V73H51ZM60 71V73H59V71ZM83 70V71H82ZM87 71V73L85 72V71ZM90 70V69H89ZM99 70V69H98ZM238 70V69H237ZM8 70H7V72H9ZM19 71V72H18ZM79 71H81L79 74H77ZM235 71V72H234ZM241 71V70H240ZM6 72V73H7ZM16 72V73H15ZM41 72H40V75H41ZM85 72V74H89L88 75V77L91 75L92 76V78L89 80V78L87 77V75H82L83 73ZM97 72H96V74H97ZM49 73V75H51V77L54 79L55 78V81H56V83L58 84L57 86H56V84H55V81H53L52 80V78L49 76V75H47ZM62 74L61 76H63V75H65V80L66 81H64V77H60V76H58L59 78H63V79H60V80H57V75H59V74ZM64 73V74H63ZM76 73V74H75ZM36 74L38 75L39 73H37V69H36ZM53 74V75H52ZM57 74V75H56ZM75 74V75H74ZM217 74V75H218ZM37 75H35V76H37ZM39 75V76H40ZM48 77H47V76ZM67 75V76H66ZM79 75V76H82V78H79V80L77 79L78 77L77 76ZM210 75V74H209ZM212 75V74H211ZM210 75V76H211ZM229 76V79H226V78H228V76ZM74 76V77H73ZM84 76H86L87 78H88V80H85L86 78L84 77ZM110 76V77H109ZM153 76V75H152ZM152 76H150L149 78L151 79V77ZM157 76V75H156ZM252 76V77H253ZM262 78H261V77ZM41 78H42V76H40ZM154 77V76H153ZM251 77V78H252ZM253 77V78H254ZM29 78V77H28ZM41 78L39 79L40 80V82L42 81L41 80ZM58 78V79H59ZM84 78V79H83ZM148 78V80L151 82H148V80H147V82L148 83H150L149 85L150 86H147V90L149 91V89L152 91H149V92H147V96H148V94H149V96L151 95L152 97H154V94H153V90H152V88H154V87H156V86H158L159 85V81H156V80H158V78L156 77V80H155V82H154V84L156 83V82H158V83H156V84H158V85H154L153 84V82L150 80ZM155 78V77H154ZM213 78L215 79V80H213ZM102 79V78H101ZM101 79H99V81H101ZM198 79H199V77H198ZM209 79H210V81H209ZM232 79H233V81H232ZM36 80H38V77L36 78ZM52 80V81H51ZM71 80V81H70ZM73 80V81H72ZM153 81H154V79H152ZM218 80V81H217ZM221 82H220V81ZM223 80V81H222ZM237 80V79H236ZM237 80V81H238ZM250 80H252L253 82H251V83H253V84H251V85H249V87L251 86V88H249V87H247L246 88V90H245V86L246 85H248V84H250ZM79 81V82H78ZM80 81H84V82H81V84L83 85L82 87H81V85H80ZM87 81H89V82H87ZM96 81V80H95ZM209 81V82H208ZM212 81V82H211ZM31 82H34V83H31ZM39 82V81H38ZM49 82H50V84H49ZM53 82H54V84H53ZM77 82V83H76ZM93 83L94 85H92L91 83ZM224 82V83H223ZM229 84H228V83ZM234 82V83H233ZM23 83V84H22ZM44 83V82H43ZM43 83H42V85H43ZM59 83H61V81L59 82ZM87 83V84H86ZM203 83V82H202ZM211 83V84H210ZM222 83V84H221ZM232 83V84H231ZM247 83V84H246ZM69 84V85H70ZM77 84V85H76ZM152 84V85H151ZM204 84H206V83H204ZM210 86H209V85ZM225 84V85H224ZM51 85V86H52ZM64 85V86H65ZM78 85H80L79 86V89H78ZM88 85H92V87H90V89H89V87H88ZM103 85V86H102ZM218 85V86H217ZM222 85V86H221ZM259 85H261V90H262V94L260 93V95L258 94V93H256V88H258V86ZM19 88H18V87ZM226 86H228V87H226ZM235 87L234 89H232V87ZM60 87V86H59ZM67 87V86H66ZM68 87H70V86H68ZM67 87V88H68ZM80 87H81V89H80ZM96 89H95V88ZM105 89H103V88ZM149 87V88H148ZM220 87V88H219ZM17 88V89H16ZM21 88H22V90H24V91H22L21 90ZM61 88V87H60ZM59 88V89H60ZM82 88H84V91H81V90H83ZM91 88L92 89H94V90H98V91H100V89L102 90H104V91H106V92H100V93H98V91H97V93L95 94V91L93 92V91H91ZM114 88V89H113ZM53 89V88H52ZM51 89V90H52ZM62 89V88H61ZM60 89V90H61ZM66 89V88H65ZM69 89V88H68ZM72 89L74 90V88L72 87ZM109 89V90H108ZM231 91H230V90ZM32 90H31V92H32ZM54 90V89H53ZM112 90V91H111ZM205 90V92H208V91H206ZM238 90H240V91H238ZM30 91V90H29ZM55 91V90H54ZM79 91V92H78ZM82 93H81V92ZM139 91H141V90H139ZM143 91V90H142ZM227 91H229L228 93H227ZM238 91V92H237ZM11 92H13L12 94H11ZM58 92V91H57ZM108 92L109 93H111V94H109L108 95ZM204 92V91H203ZM217 92V91H216ZM5 93V92H4ZM75 94V95H78V94ZM85 93V94H86ZM107 93V94H106ZM151 93V94H150ZM226 93V94H225ZM3 94V95H2ZM87 94H90V93H87ZM93 94V95H92ZM157 94H160L161 95V97H160V95H158L157 96ZM229 94V95H228ZM246 94V95H245ZM250 94V95H249ZM81 95V96H80ZM95 95V96H94ZM257 95H259V96H262V97H258ZM83 96H85V95H83ZM217 96H218V92H217ZM219 96H220V94H219ZM248 96H250L249 98H248ZM256 96H257V98H256ZM4 97V98H3ZM159 97V98H158ZM237 97V98H238ZM84 98H85V100H84ZM97 98V99H98ZM149 98V97H148ZM220 99H221V97H219ZM226 98V99H227ZM230 99H228V100H226L225 98H223V100H226L227 102L228 101H230V104H233L234 102H232L231 103V97H229ZM248 98V99H247ZM253 98V102H252V104H250L251 103V101H250V99H252ZM254 98H256V101H255V99ZM97 99H95L96 101H98ZM109 99V100H110ZM124 99H125V97H124ZM124 99H122L123 101H124ZM173 99V98H172ZM172 99H170V101L172 100ZM187 99V98H186ZM242 99H241V101H242ZM258 99V100H257ZM95 100H94V102H92V103H96V106L98 107V109H100V110H103V109H101V108H103V107H101V106H105L104 104L103 105H101L100 107L101 108H99V101H98V103L97 102H95ZM164 100V102L162 103V101ZM188 100V102H189V104H190V101H189V99H187ZM187 100H185L186 101V103H185V110H186V107H188V102H187ZM192 100H194V99H192ZM222 100V99H221ZM88 101H90L89 99H88ZM88 101H87V103H88ZM126 101H128L127 99H126ZM129 101H131L130 99H129ZM149 101H147V105L149 106V105H151V103H149L148 104V102ZM173 101V100H172ZM184 101V102H185ZM244 101H245V103L246 104H244ZM261 101V102H260ZM166 102V103H165ZM180 102H182V101H180ZM192 103V105H193V102H195V101H191ZM248 102V103H247ZM255 102L258 104V105H256L255 104ZM260 102V103H259ZM84 103H86V102H84ZM108 103H110L111 104V102H108ZM125 102H123V104H124ZM157 103H159V104H162L160 107H158L159 106V104H157ZM129 103L127 102V104L125 103V105H127V106H129L128 108H131V104L130 105H128ZM169 105L168 107L170 108H168V110L164 107L165 105ZM186 104H188L187 106H186ZM190 104V105H191ZM256 106H255V105ZM83 105H84V107H83ZM86 105V106H85ZM108 105V104H107ZM106 105V109H108L107 106ZM124 105V106H125ZM246 105V106H245ZM251 105V106H250ZM254 107H253V106ZM95 106V108H97ZM123 106V107H124ZM85 107H87V108H85ZM89 107V108H88ZM150 107V106H149ZM149 107L147 108V111H148V109H149ZM162 107H164V108H162ZM232 107V108H231ZM248 107V108H247ZM158 108H160V110H161V112H159L160 110H158ZM236 108V109H235ZM246 108H247V111H246ZM68 109V110H67ZM90 109H92V108H90ZM105 109V110H106ZM127 109V108H126ZM172 109V110H171ZM190 109V108H189ZM232 109V110H231ZM100 110H98L99 111V116L100 117H103L102 118V121H104L103 123H107V124H109V125H107L108 127H109V129H110V131H111V122L110 123H108V122H106L107 121V117H106V114H108V111H105V112H107V113H105V116H102L101 114H100ZM150 110V109H149ZM162 110H163V112H162ZM170 110V111H169ZM184 110V111H185ZM235 110V111H234ZM70 111V112H69ZM89 111V110H88ZM97 111V110H96ZM166 111V112H165ZM179 111V113H183V115H184V111H181L180 112ZM231 111V112H230ZM256 111H260V110H256ZM52 113H53V111H51ZM50 112V113H51ZM57 112V111H56ZM76 112H78V111H76ZM84 112V111H83ZM91 112H94V111H91ZM228 112H230V113H228ZM232 112L234 113V114H232ZM42 113H45V112H42ZM67 113V114H66ZM86 113V112H85ZM154 113V112H153ZM157 113H158V115H157ZM159 113H161L160 115H159ZM225 113H227V114H225ZM57 114H58V112H57ZM57 114H55V116H58ZM68 114H69V116H68ZM86 114H88L89 115V112L88 113H86ZM94 114V113H93ZM92 114V115H93ZM95 114H98V112L97 113H95ZM103 114H104V112H103ZM149 114V113H148ZM147 114V115H148ZM151 114H152V112H151ZM191 114H193V115H191ZM240 114H243V115H241L242 117H240ZM51 116H53L54 114H50ZM85 115V114H84ZM90 115H91V113H90ZM153 114L151 115V117L152 116H154ZM160 116V117H157V116ZM223 115H224V117H223ZM225 115H226V118H225ZM245 115V116H244ZM16 116V117H15ZM48 116H49V114H48ZM50 116V117H51ZM98 116V117H99ZM107 116H109V115H107ZM234 116V117H233ZM6 117H8V118H6ZM21 117V118H20ZM71 117V120H69V118ZM99 117V118H100ZM162 117V118H161ZM192 117H194V118H192ZM215 117V118H216ZM222 117V118H221ZM229 117V118H228ZM12 120H11V119ZM16 118V119H15ZM57 118V117H56ZM95 118V117H94ZM93 118V119H94ZM109 118V117H108ZM157 118H159V119H157ZM166 118H164V120H166ZM190 118H191V120L193 119V122L191 121L190 122ZM249 118V120H247ZM6 119H8V123L9 124H6L7 123V121H5ZM20 119V120H19ZM52 119H53V117H52ZM78 120V121H76V120ZM85 119H86V116H85ZM97 120H99L98 118H96ZM96 119H94V120H96ZM101 119V118H100ZM154 119V118H153ZM234 120V122H232V123H227L226 125H225V121L224 120ZM241 119V120H240ZM243 119V120H242ZM10 120V121H9ZM21 120H22V122H25V123H22V124H20L21 123ZM54 120H55V117H54ZM109 120V119H108ZM159 121V124H158V121ZM14 121V122H13ZM86 121V123H87V120H85ZM102 121H100L99 120V122L102 124ZM183 121L185 122L184 123V125H183ZM194 121H195V123H194ZM215 121H216V123H215ZM218 121V122H217ZM222 121V122H221ZM2 122V121H1ZM73 122V123H72ZM77 122V123H76ZM11 123V124H10ZM55 123V122H54ZM56 123H58L57 121H56ZM75 123V124H74ZM156 124V126L155 125H153V124ZM165 123V124H166ZM177 123H178V127H177ZM182 123V124H181ZM195 125L194 127H193V124ZM220 123V124H219ZM14 124H16V125H14ZM19 124V127L17 126ZM23 124H25V126L23 125ZM45 124V123H44ZM69 124H70V126H69ZM105 124L103 125V129L105 130V129H107V130H105V132L107 131V132H109V129L107 128V126H105ZM166 124V125H167ZM171 124L170 125H168V126H171ZM174 124V125H173ZM181 124V125H180ZM188 126H187V125ZM212 125V128H211V125ZM216 124V126H213V125H215ZM234 124V125H233ZM6 125V126H5ZM8 125V126H7ZM66 125L64 126V127H66ZM78 125V124H77ZM76 125V126H77ZM111 125V126H110ZM179 125H180V127H179ZM190 125V126H189ZM203 125V126H202ZM207 125V126H206ZM224 125V126H223ZM16 126V127H15ZM79 126V125H78ZM100 126V125H99ZM102 126V125H101ZM104 126H105V128H104ZM155 126V127H154ZM162 126V125H161ZM167 126V127H168ZM183 126H184V128H183ZM201 126V127H200ZM231 126V127H230ZM30 127V128H29ZM74 129H73V128ZM94 127V126H93ZM154 127V128H153ZM160 127V128H159ZM166 127V126H165ZM164 127V128H165ZM166 127V128H167ZM173 127H171V129H173ZM185 127H186V129H185ZM220 127V128H219ZM223 127V128H222ZM259 127H260V129H259ZM14 128V129H13ZM19 128V134H17L16 132H17V129ZM22 128H24L25 130H26V132L24 131V129H23V131H22ZM42 128V129H41ZM113 128V127H112ZM166 128L164 129V130H166ZM197 128V129H196ZM236 128V129H235ZM47 129H48V127H47ZM67 129V128H66ZM184 129V130H183ZM188 129V130H187ZM192 130V132L190 131V130ZM196 129V130H195ZM213 129V130H212ZM228 129H230V130H228ZM259 129V130H258ZM68 130V129H67ZM77 130V129H76ZM151 130V131H152ZM163 130V129H162ZM163 130V131H164ZM211 130H212V132H211ZM262 130V131H261ZM11 131H15V134H17V135H15L14 136V134H13V132H11ZM20 131H22V133H20ZM29 131V132H28ZM39 131H42V132H39ZM65 131V130H64ZM148 131V130H147ZM227 131V132H226ZM229 131V132H228ZM233 131H234V133H233ZM5 134H4V133ZM73 132V131H72ZM80 132H81V130H80ZM93 132H95V130L93 131ZM190 132V133H189ZM35 133V134H34ZM50 133V132H49ZM74 133V134H73ZM72 133V135H74V136H77L78 135V133H79V131H78V133L77 132H73ZM96 133V132H95ZM190 135H189V134ZM222 133V134H221ZM263 133V134H262ZM4 134V135H3ZM10 134V135H9ZM25 134V135H24ZM61 134H62V132H61ZM62 134V135H63ZM75 134H77V135H75ZM81 134V133H80ZM80 134L78 135V136H80ZM147 134H148V136H147V138L152 134V132L151 133H149V131L147 132ZM150 134V135H149ZM224 134V135H223ZM231 134H234V135H231ZM11 135L12 136H14V137H12L11 138ZM90 135H92L91 136V140H90V142H92V139L94 138V136H93V134L92 133H90ZM169 135V136H168ZM25 136H27V137H25ZM34 136V137H33ZM76 137V138H79V137ZM82 136H85L84 137V139H81V136H80V139H81V142L80 143H82V148H81V150L83 149V142L87 139V138H89L90 136H88L87 135V131L84 133V135H82ZM87 136V137H86ZM152 136L153 135H151L150 137L152 138ZM176 136V137H175ZM227 136V137H226ZM22 137V138H21ZM47 137H50L51 139H57L56 141L57 142H54L53 143V141H55V140H51L50 138H47ZM93 137V138H92ZM178 137V138H177ZM179 137H180V139H179ZM226 139H225V138ZM228 137L230 138V140H228ZM232 137V138H231ZM59 138V137H58ZM86 138V139H85ZM95 138H98V136H96ZM60 139V140H61ZM80 139H78V140H80ZM100 141H101V139L100 138H98ZM150 139V138H149ZM178 139V140H177ZM16 139L14 138V141H15ZM50 140V141H49ZM62 140V141H63ZM88 140V141H89ZM155 140H156V143H155ZM96 141H98L97 139H95V143L96 144H98V142H96ZM150 141V140H149ZM148 141V142H149ZM202 141V142H201ZM226 141H228V142H226ZM50 142H52L51 143V145H50ZM69 142V143H68ZM77 142V141H76ZM89 142V143H90ZM229 142H230V144H229ZM89 143H87L86 141H85V144H87L86 146H88V147H90L91 148V146L92 145H90ZM93 143V142H92ZM163 143V144H162ZM228 143V144H227ZM22 144H23V146H22ZM61 144V143H60ZM96 144H95V146H96ZM101 144H102V142H101ZM77 145V146H76ZM75 146L76 147H81V144L79 145L78 143L76 144ZM79 145V146H78ZM99 145V144H98ZM97 145V146H98ZM148 145V146H149ZM151 145V146H152ZM160 145V146H161ZM3 148H2V147ZM34 146V147H33ZM50 146V147H49ZM57 146H59V145H56L55 147H57ZM86 146L84 147V149L86 150L87 148H86ZM93 146H94V144H93ZM92 146V148L94 149V147ZM101 146V145H100ZM151 146H149V148L152 150V149H154V150H152V151H150L153 155H155V154H158V153H156L155 151H157L158 152V149L157 148H152ZM242 146V147H241ZM7 147H9V145L7 146ZM21 147H19V149L21 148ZM46 147V148H45ZM47 147H49L48 149H47ZM54 147V148H55ZM61 147V146H60ZM101 147H103V145L101 146ZM104 147H106V146H104ZM103 147V149H104V151L106 152L105 154H107V152H108V159L105 161H103V162H101V161H95L96 159H100V158H98V155H100L101 153H99V154H97V156H93V154L95 155L97 152H95V149L97 150V148H95L94 150H92L91 151V154H92V157L93 158H95V160L94 159H92L91 161H85L86 163H88V162H90L91 164H92V161H95V162H98V163H96L95 164V162H93L94 163V165H96V167H94V168H96L97 169V167L101 164V166H102V164H104L105 162L107 163L108 161H110L109 160V155H111V158H113L114 159V157H112V155L113 154H109L110 153V150H109V148L110 147H106L107 149H108V151L105 149ZM164 147V148H163ZM224 147V148H223ZM2 148V149H1ZM21 148V149H22ZM27 148V149H26ZM42 148L43 150H45V151H42L41 152V150L40 149ZM58 149H59V147H57ZM90 148H88V150H90ZM100 148V147H99ZM166 148V149H165ZM181 148V149H180ZM206 148V149H205ZM19 149H17L16 148V150L18 151ZM47 149V150H46ZM52 149V150H51ZM59 149V150H60ZM73 150L74 149H76L75 147H73L72 148ZM72 149H70V150H72ZM83 149V151H85ZM148 149V148H147ZM149 149V150H150ZM157 149V150H156ZM33 150V151H32ZM38 150H40V155H39V151ZM55 150V149H54ZM61 150V151H62ZM80 150V149H79ZM79 150L77 149V151L79 152ZM102 150V149H101ZM101 150H98V152H101ZM111 150L112 151H114L115 152V150H113L112 148H111ZM148 150V151H149ZM27 151L29 152V154L27 153ZM60 151V152H61ZM62 151V152H63ZM76 151V150H75ZM103 151V150H102ZM111 151V152H112ZM168 151V152H167ZM184 151V152H183ZM3 152V151H2ZM18 152V153H19ZM46 152V153H45ZM47 152L49 153V155L47 154ZM61 152V153H62ZM86 152H88V151H86ZM93 152H95V153H93ZM113 152V153H114ZM150 152H148V153H150ZM153 152H155V153H153ZM5 153V152H4ZM12 153V154H11ZM17 153V152H16ZM41 153L44 155V158H40V156L42 157V155H41ZM66 153V154H65ZM70 153V151L68 152V154ZM80 153H82L81 151H80ZM89 153V152H88ZM160 153V152H159ZM171 153V159H170V156L168 155V154H170ZM180 153V154H179ZM0 154H1V152H0ZM47 154V155H46ZM71 154H69V155H71ZM76 154V155H75ZM165 154H164V156H163V158L162 159H164V161H165V159L166 158H164L165 157ZM203 154V155H202ZM9 155H11L12 157H13V159L12 158H10V157H8ZM28 155V156H27ZM37 155H39V156H37ZM58 155H60L59 153H58ZM80 155H82V154H80ZM148 155H150L151 156V154H148ZM147 155V156H148ZM152 155V156H153ZM200 155H202V156H200ZM15 156V157H16ZM24 156V157H23ZM27 156V157H26ZM45 156H47L46 157V160H45ZM49 156V157H48ZM59 157L60 158V160H59V158L57 159V157ZM115 156H116V154H115ZM156 156V155H155ZM16 157V158H17ZM56 157V158H55ZM83 157V156H82ZM82 157H79L78 159H76L75 160V163L77 164V160H82ZM97 157V158H96ZM240 157V158H239ZM81 158V159H80ZM160 158V159H161ZM44 159V160H43ZM51 159V160H50ZM90 159V158H89ZM161 159V160H162ZM5 160V161H4ZM7 160V161H6ZM12 160V161H11ZM69 160H70V158H69ZM101 160V159H100ZM149 160V161H148ZM159 160V159H158ZM20 161H21V163H20ZM48 161H49V163H48ZM135 161V160H134ZM134 161L132 162V158L130 159V163H132V164H135L134 163ZM6 162V163H5ZM15 162H16V164H15ZM18 162V163H17ZM51 162V163H50ZM60 162V163H59ZM63 162V163H62ZM79 162V161H78ZM154 162H156V163H154ZM158 162H159V164H158ZM163 162V161H162ZM81 163V164H80ZM82 163H84V161H81V162H79V164L80 165H82V167H86V165H89V163L88 164H86V165H84L83 166V164ZM155 165H159V166H157V168L159 169V167H160V169H161V167H162V170H158V172H157V170H155L156 172H155V175H154V173H153V171H152V168H153V170L156 168V166L155 167H152V166H154L153 164ZM50 166H49V165ZM98 164V165H97ZM7 165V166H6ZM13 165V166H12ZM20 165V166H19ZM27 167H26V166ZM60 165H64L63 167L62 166H60ZM78 165V164H77ZM80 165H78V166H80ZM93 165V164H92ZM91 165V166H92ZM6 166V167H5ZM45 166V167H44ZM55 166V167H54ZM74 166L76 167V168H78V170L77 171H81V170H83L82 169V167L80 166V168L79 167H77L75 164H74ZM90 166V165H89ZM89 166H87V168L85 169V170H88V172H90V169L91 168H93V167H89ZM101 166H99L100 168H101ZM136 166V165H135ZM13 167V168H12ZM56 169H59L58 171H56L54 168ZM59 167V168H58ZM74 167V168H75ZM89 167V168H88ZM99 167H98V169H99ZM172 167V168H171ZM9 168V169H8ZM53 168V169H52ZM61 168V169H60ZM93 168V169H94ZM67 169H70V168H67ZM79 169H81V170H79ZM164 169H166V171H164ZM95 170V169H94ZM94 170H91V172L92 171H94ZM174 171V172H172V171ZM55 173H54V172ZM84 171V170H83ZM96 171V170H95ZM95 171L93 172V173H95ZM152 171V172H151ZM160 171V172H159ZM161 171H163L162 172V175H160L161 174ZM169 172V171H171L170 172V176L172 175V174H174V175H172L171 177L173 178H171V179H168V180H170L169 182L171 183H169L168 182V180L166 179V177L165 176H168L169 177V175H167L168 173H166V172ZM65 172V173H64ZM82 172V171H81ZM90 172V173H91ZM165 172V173H164ZM213 172V173H212ZM57 173H58V175H57ZM69 173H70V175H69ZM159 173V174H158ZM164 173V174H163ZM62 174H64V175H62ZM156 174L157 175H159V176H156ZM166 174V175H165ZM165 175V176H164ZM62 176H63V179H65L64 177L66 176V178H67V180L69 181H67V180H63L62 179ZM156 176V177H155ZM160 176H163L165 179H163V180H165L164 181V183H163V180L162 181H157V179L159 180H161V178L162 177H160ZM61 177V179L65 182H67L66 184L65 183H63V184H65L64 186H62L63 184L61 183V186L63 187V188H65V190H68V188L71 186H74V187H72L73 188V191H72V189H71V191L73 192V194H72V196H73V200H75L73 203H70V205H69V202H67V200H69L66 196H68L69 197V195H70V192H69V195H68V193H67V195H66V191H64V193H65V195H63L62 194V197H61V194L59 193V192H61V191H63V188H60L61 186L58 184V186H60V187H58L57 185L55 186L53 183H55L56 184V181L59 179ZM159 177V178H158ZM174 177L176 178L175 180H174ZM154 178V179H153ZM157 178V179H156ZM152 179V180H151ZM60 180V179H59ZM72 180V181H71ZM149 180H150V182H149ZM174 180V181H173ZM75 181V182H74ZM153 181H155V182H153ZM58 182V181H57ZM76 183V184H74V183ZM149 182V183H148ZM156 182H158V185H159V188L161 189H158L157 187L158 186H156L155 184H156ZM70 184V186H69V184ZM154 184L153 186L151 185V184ZM163 183V184H162ZM170 184L169 186H166V184ZM68 184V186H66ZM77 185V186H76ZM150 185L152 186V187H150ZM161 185V186H160ZM156 187V190H155V187ZM58 187V190H59V192L57 191V189L56 188ZM70 187V188H71ZM162 187V188H161ZM167 188V189H166ZM75 189V190H74ZM70 190V189H69ZM152 190V191H151ZM155 190V191H154ZM157 190H159V191H157ZM55 191V193H53ZM57 191V192H56ZM106 191V193H107V191L108 190H105ZM71 192V193H72ZM79 192V193H80ZM82 192H83V190H82ZM82 192H81V194H82ZM157 192V193H156ZM57 193H58V195H57ZM63 193V192H62ZM75 193H77L78 195H81V194H79L77 191L75 192ZM108 193H109V191H108ZM160 193V194H159ZM60 194V195H59ZM83 194H85V193H83ZM82 194V198H81V201H82V204L84 203V201H83V198H84V195ZM110 194H112L113 195V193L111 192ZM148 195H149V193H147ZM158 194H159V196H158ZM176 194V195H175ZM86 195V194H85ZM92 195H93V193H92ZM91 195V196H92ZM175 195V196H174ZM74 196H75V198H74ZM90 196V197H91ZM93 196H95V195H93ZM149 196V197H150ZM64 197H65V199H64ZM109 197H111V195H109ZM109 197H108V199H109ZM113 197V196H112ZM148 197V196H147ZM148 197V198H149ZM159 197V198H158ZM180 197V198H179ZM71 198V197H70ZM98 198V197H97ZM147 198V199H148ZM67 199V200H66ZM137 200H139V199H137ZM177 200V201H176ZM69 201H71V199L69 200ZM80 201V200H79ZM79 201H76V203L77 202H79ZM160 201H161V203H160ZM176 201V202H175ZM66 202H67V204H66ZM94 202H95V205H94ZM158 202H159V204L161 205L162 204V206L160 207V205L158 204ZM89 203V202H88ZM91 203L93 204V207H92V205H91ZM148 203H151V204H155V205H153V206H151V204H149L148 205ZM156 204H157V206H156ZM174 204H176V205H174ZM81 205V204H80ZM159 205V206H158ZM76 206V207H75ZM94 206H97V211H95V210H93L95 207ZM169 206V207H168ZM181 206V207H180ZM184 206V207H183ZM79 207V208H78ZM82 207V209L84 208V210H80L81 212H82V215L80 214L81 212H79L78 211V209H80ZM100 207V206H99ZM159 207V208H158ZM193 207V208H192ZM77 208V209H76ZM86 208V209H87ZM139 208V209H138ZM186 208V209H185ZM74 209V210H73ZM134 209H132V211H134ZM164 209V210H163ZM169 209V210H168ZM180 209V210H179ZM128 210H130V211H128ZM128 210H126L127 211V213L128 212H131V209L129 208ZM167 210V211H166ZM173 210V211H172ZM186 210V211H185ZM86 211H88L89 213V218H87L88 220H90L91 218V221H88V220H86V217H88V214H87V216L86 217H84L83 218V215L85 216V214H84V212H86ZM176 211V212H175ZM181 211V212H180ZM136 212H139L138 213V215H135L136 214ZM159 212V211H158ZM76 213V214H75ZM96 215H95V214ZM126 213V212H125ZM125 213H123V215L125 214ZM126 213V214H127ZM121 215H122V213H120ZM126 214L124 215L125 216V219H124V217L123 216H120V218L122 217V221H124L125 220V222H124V224H122V225H124V226H127L128 228L130 227V226H132V225H130V224H133V226H134V228H135V225H138V224H135L134 225V223H131L132 221L130 220V218H132V217H134L131 213H128V216H126ZM149 214V215H148ZM93 215H95L96 217H92ZM115 215V214H114ZM129 215H130V217H129ZM132 215V216H131ZM173 215V216H172ZM150 218H149V217ZM159 216V217H158ZM163 216H164V218H163ZM194 216V217H193ZM127 217V218H126ZM129 217V218H128ZM68 218V219H70V220H68V221H70V223H72V220H73V224L74 223H81V224H79L80 226L83 224L85 227H87V228H89V229H87V228H85V229H87V230H85V233H87V234H89V233H92V237L95 239H93L92 237H90L91 236V234L89 235V237L87 238L85 235V233H82L83 235L81 236L80 234H78L77 235V233H76V235L79 237V235L82 237V239H85V238H87V239H90V238H92L93 239V242H95L96 240V242L95 243H92V240H91V245H93V246H91V245H89V242L88 243H86L88 240L87 239H85V240H87L86 242H85V240H84V243H86L85 244V246H87V248L90 250L88 253L86 252V251H88V250H86L83 246H82V240H79V238L78 237H76L77 238V240H76V238L74 237L75 235V233H73L72 235H70L69 236V238L71 237V239H72V237H74V240H76L75 242L73 241V240H68V235H66V233L68 234L70 231V228H72V226L70 227L69 226V224L70 223H68V221L66 220V219ZM93 218H94V220H93ZM147 218V219H146ZM162 218V219H161ZM167 218V219H166ZM97 219H99V217L97 218ZM124 219V220H123ZM142 219V220H141ZM152 219V220H151ZM175 219V220H174ZM66 220V221H65ZM150 220V221H149ZM167 220V221H166ZM171 222V224H170V222ZM181 220V221H180ZM86 221H88V222H86ZM128 221H131L130 223H128V225H127V222ZM154 221V222H153ZM174 221V222H173ZM9 223L10 224V222L12 223V225L13 226H15V227H17L18 225H19V227H20V225H23L22 226V228H25L26 230H27V232H29V233H32L31 235H33V236H31V235H29V236H24L23 237V235H21V233L19 234V235H17V232H18V230H17V228H16V230H13V231H15V233L14 232H10L12 229H7V230H4L3 229V227H4V225L6 224V223ZM159 222V223H158ZM167 222V223H166ZM88 223V224H87ZM150 223V224H149ZM161 223V224H160ZM166 223V224H165ZM9 224H7L8 226H9ZM55 224V225H54ZM68 224V225H67ZM73 224H70V225H73ZM126 224V225H125ZM148 226V227H145L146 225ZM155 224V225H154ZM178 224H179V226H178ZM69 226L70 228H68L67 226ZM75 225V224H74ZM77 225V224H76ZM77 226V229L76 228H74V229H76V230H78V227L80 228V226ZM83 225H82V227H81V229L83 228ZM130 225V226H129ZM144 225V226H143ZM154 225V226H153ZM162 225V226H161ZM166 225H168V227L166 226ZM53 226V227H52ZM55 226V227H54ZM59 226H61V231L60 230H58V228L60 229V227ZM90 226V227H89ZM97 226H98V224H97ZM157 226V227H156ZM178 226V227H177ZM57 227V228H56ZM66 227H67V229H66ZM74 227V226H73ZM93 227H95L93 230H91ZM126 227V228H127ZM165 227H167V228H165ZM54 228H56L55 230H54ZM123 228H125V227H123ZM127 228V229H128ZM133 228V227H132ZM131 227H130V229L131 230H133ZM150 228V229H149ZM154 228V229H153ZM157 228H159L158 230H157ZM184 228V229H183ZM66 232H63V230ZM66 229V230H65ZM73 229V231H76V230H74ZM79 230L80 231V233H81V231L83 230ZM97 229V228H96ZM126 229V230H127ZM136 229V228H135ZM136 229V230H137ZM152 229V230H151ZM3 230V231H2ZM58 232H57V231ZM72 230V229H71ZM89 230V232H87ZM91 230V231H90ZM125 230V229H124ZM162 230V231H161ZM17 231V232H16ZM56 231V232H55ZM67 231H69V232H67ZM128 231H129V229H128ZM155 231V232H154ZM59 232H60V234H59ZM77 232V231H76ZM130 232V231H129ZM132 232V231H131ZM152 232V233H151ZM160 232H162V233H160ZM165 232H167V233H165ZM172 232V233H171ZM179 232V233H178ZM19 233V232H18ZM58 234V236H56L55 234ZM72 233V232H71ZM70 233V234H71ZM137 234L139 233L138 231L136 232ZM165 233V234H164ZM180 233H182V234H180ZM37 234V235H36ZM66 235V236H64V235ZM85 234V235H84ZM94 234V235H93ZM96 234V235H95ZM131 234H135V232L134 233H131ZM150 234V235H149ZM151 234H152V236H151ZM154 234V235H153ZM159 234V235H158ZM167 234V235H166ZM175 234V235H174ZM20 235H21V237H20ZM74 235V236H73ZM157 235V236H156ZM162 235V236H161ZM34 236H37V237H34ZM63 236V237H62ZM83 236H84V238H83ZM164 236H166V237H164ZM169 236V237H168ZM23 237V238H22ZM31 237H33V238H31ZM67 237V238H66ZM98 237V238H97ZM146 237V236H145ZM149 237H151V238H149ZM41 238V239H40ZM168 240H167V239ZM25 239H27V240H25ZM38 239V240H37ZM153 239V240H154ZM162 239V240H161ZM166 239V240H165ZM102 241H104V240H102ZM125 241V245L123 244L122 246H126L128 243H126V240H121V243H123ZM162 241V242H161ZM169 241V242H168ZM147 242H148V240H147ZM186 242V243H185ZM99 243V244H100ZM112 243V244H111ZM156 243L154 244V247H153V242L150 244L151 246H152V251H150L151 253H149V251H144V252H148L147 253V256L150 254V255H152V258L154 257L153 256V254L155 253V250L157 251V247H155L156 246ZM88 244V245H87ZM103 244H104V242H103ZM149 244V243H148ZM147 244V245H148ZM103 246L102 248H104L105 250V253L106 254H104L103 255V253H100V251L101 252H103V249L101 248V247H98L99 249L101 248V250H99L98 248H97V246ZM148 246L149 248L151 247V246ZM66 246V247H65ZM91 246V247H90ZM114 246V247H113ZM120 246H121V244H120ZM219 246V247H218ZM239 246V247H238ZM77 247H78V249H77ZM90 247V248H89ZM92 247H94V249L92 248ZM145 246H141L140 247V249L141 250H143L142 248H144ZM147 247V246H146ZM148 247H147V250H149L148 249ZM227 247V248H226ZM238 247V248H237ZM242 247V248H241ZM74 248H75V251L76 250H78V251H76V253H75V251H74ZM97 248V249H96ZM117 248V249H116ZM123 248V247H122ZM138 248H139V246H138ZM155 248H157V249H155ZM172 248V249H171ZM91 249L93 250V251H91ZM151 249V248H150ZM154 249V250H153ZM167 249L169 250L168 252H167ZM74 251V255L72 254L73 253V251ZM96 250H99V251H96ZM106 250H107V252H106ZM137 250V249H136ZM135 250V251H136ZM116 251H118V252H116ZM121 251H123V250H121ZM138 251V250H137ZM160 250H158L156 253H158ZM217 251V252H216ZM87 254H89L90 252H93V253H90L89 254V256L87 255L86 256V253ZM131 252H134V251H131ZM166 252V253H165ZM171 252V253H170ZM204 252V253H203ZM169 253V254H168ZM174 253V254H173ZM4 254V255H3ZM19 254V255H18ZM92 254L93 255H95V256H92ZM131 254V253H130ZM159 254V256L161 255L160 253H158ZM173 254V256L174 257H172L171 255ZM105 255H107V256H105ZM117 255V256H116ZM133 255V254H132ZM131 255V256H132ZM136 254H134V256H135ZM150 255L148 256V257H150ZM71 258H70V257ZM116 256V257H115ZM156 257V259H154L155 261L157 260V262H158V258L157 257H159L157 254L155 255ZM169 256V258H167V257ZM179 256V257H178ZM214 256V257H213ZM221 256V257H220ZM94 257V258H93ZM108 257V258H107ZM136 257V256H135ZM134 257V258H135ZM147 257V261H151L152 262V260L153 259H150V258H148ZM162 257V256H161ZM3 258V259H2ZM99 258H95V260L96 259H99ZM109 258H110V260H109ZM123 258V257H122ZM128 258H130V257H128ZM128 258H127V260H128ZM134 258H132L133 260H134ZM160 258V257H159ZM173 258V259H172ZM115 259V260H116ZM150 259V260H149ZM68 260V261H67ZM118 260H120V259H118ZM124 260V258L122 259V261ZM130 260V259H129ZM128 260V261H129ZM167 260V261H166ZM35 261H37V262H35ZM78 261H79V259H78ZM82 261H80L81 263L80 264H82ZM92 261V260H91ZM99 261V262H100ZM122 261H118L120 264H122ZM77 262V261H76ZM115 262V261H114ZM118 262H115V264L116 263H118ZM124 262V261H123ZM165 262V263H164ZM232 262V263H231ZM83 263H86V261L85 262H83ZM87 263H89V264H91L90 263V259L89 260H87ZM148 263V262H147ZM153 263H155L154 261L152 262V263H148V264H153ZM62 264V263H61ZM67 264V263H66ZM124 264H125V262H124ZM157 264V263H156Z\"/></svg>", "mask_w": 264, "mask_h": 264}, {"label": "bare ground", "instance_id": "2", "mask_svg": "<svg viewBox=\"0 0 264 264\" xmlns=\"http://www.w3.org/2000/svg\"><path fill=\"white\" fill-rule=\"evenodd\" d=\"M33 1H35V0H33ZM43 1V0H42ZM48 2H49V0H47ZM52 1V0H51ZM101 1V0H100ZM105 1V0H104ZM104 1H101V2H103L102 4H101V6H103V4L105 5V2ZM106 1H109V0H106ZM120 1V0H119ZM122 1V0H121ZM134 1H136V0H134ZM133 1V2H134ZM137 1H139V0H137ZM136 1V2H137ZM155 1H157V0H155ZM230 1V0H229ZM243 1H245V0H243ZM242 1V2H243ZM248 0H246V2H247ZM250 1V0H249ZM252 2H251V7H252V5L253 4H255L254 5V7L257 5L256 4V2L258 3V1H254V0H251ZM253 1L255 2V3H253ZM262 1V0H261ZM1 3H0V91H1V93H2V91H4L3 92V94H5V96L6 95H9L10 93V91H12V88L13 87H15V82L17 81V76L15 77L13 74H11L10 73V71L9 70H12L11 69V67L13 68V66L14 65H16L17 63L16 62H18V59L16 60V58H18V56L17 55H14V54H16L15 52H14V49H17V48H15L16 46H12V45H14V44H12V43H15V41L17 40L16 39V35L17 34H15V31L13 32V31H11V30H17L15 27H13V29H12V26H11V23H10V21L12 20V19H15L16 17H19L20 16V14H21V11L23 10V8H27L28 7V4H29V7H30V9H31V6H32V4H33V2H32V4H30V2L28 1V0H26V1H24V3L23 4H21L22 2H21V0H2V1H0ZM27 2V5L25 4ZM39 2V1H38ZM38 2H34L35 4L36 3H38ZM47 2V3H48ZM66 2V1H65ZM112 2V1H111ZM129 2V1H128ZM130 2H132V1H130ZM144 2V1H143ZM142 1L140 2V3H143ZM163 2V1H162ZM221 2V1H220ZM222 2L224 3V1L222 0ZM226 2V1H225ZM228 2V1H227ZM226 2V3H227ZM230 2H232V1H230ZM242 2H240V3H242ZM245 2V3H246ZM21 5H20V4ZM40 3V2H39ZM45 3H46V0H45ZM45 3H42L43 5H45ZM46 3V4H47ZM117 3V2H116ZM158 3V2H157ZM238 3H239V1H238ZM239 3V5H242V6H240L241 7V9H239L238 8V10H239V12H240V10H241V12H242V7L243 6H245L244 8L246 9V5L244 4H240ZM250 3V2H249ZM248 3V4H249ZM253 3V4H252ZM261 3V2H260ZM25 4V5H24ZM41 4V5H42ZM50 4H51V2H50ZM98 4V3H97ZM220 4V3H219ZM222 4V3H221ZM228 4V3H227ZM226 4V5H227ZM259 4V3H258ZM262 4V3H261ZM23 5V6H22ZM31 5V6H30ZM40 5V6H41ZM96 5V4H95ZM232 5V4H231ZM237 5V4H236ZM236 5H235V7H236ZM34 6V5H33ZM38 6H39V4H38ZM50 5H48V7H49ZM57 6V5H56ZM66 6V5H65ZM88 6V5H87ZM210 6V5H209ZM222 6H224V5H222ZM248 6V5H247ZM257 6H262V5H257ZM29 7H28V9H29ZM69 7H71V6H68L67 8L69 9ZM108 7V6H107ZM118 7V6H117ZM142 7V5L140 6V8ZM220 7H221V5H220ZM219 7V8H220ZM250 7V6H249ZM251 8V9H253L254 11H259V10H263L262 8L261 9H259L258 8V10H256L255 8ZM34 8H37V6L35 7L34 6ZM40 8V7H39ZM58 8V7H57ZM74 8V7H73ZM142 8H144V7H142ZM210 8V7H209ZM228 8V7H227ZM226 8V9H227ZM232 8H233V6H232ZM248 8V7H247ZM50 10H51V8H49ZM48 9V10H49ZM53 9H54V7H53ZM52 9V10H53ZM59 9V8H58ZM76 9V8H75ZM77 9H78V5H77ZM89 9V8H88ZM95 9V6L93 7V9L92 10H94ZM105 9H106V7H105ZM208 9V8H207ZM207 9H204V11L205 10H207ZM235 9V8H234ZM251 9H250V12H251ZM42 10H44V9H41V11H40V14H42ZM47 10V9H46ZM50 10H49V12H50ZM51 10V11H52ZM55 10H56V8H55ZM54 10V11H55ZM69 10H71V12H72V9H69ZM84 10V9H83ZM82 10V11H83ZM120 10V9H119ZM142 10V9H141ZM145 10V9H144ZM210 10V9H209ZM225 10V9H224ZM228 10V9H227ZM233 10V9H232ZM248 10V9H247ZM246 10V11H247ZM33 11V10H32ZM87 11V10H86ZM138 11H139V9H138ZM155 11V10H154ZM264 11V10H263ZM62 12L65 14V16H67L66 15V13L63 11V9H62ZM78 12V11H77ZM89 12V11H88ZM88 12H86L85 14L88 16V15H90V13H91V11H90V13H88ZM95 12H97V8H96V10H94V13H92L91 15H96L95 14ZM142 12H144V11H142ZM214 12V11H213ZM234 12V11H233ZM236 12H238V11H236ZM235 12V13H236ZM238 12V13H239ZM240 12V13H241ZM245 11L243 10V12H242V14L244 13ZM262 12V11H261ZM46 13H47V11H46ZM54 13H56V12H54ZM54 13H52V12H50V14L52 15V17L54 18H52L51 19V15H48V16H50V17H48V18H50V19H48V21L50 20V22H48L47 21V23H49L48 25L50 26V23H51V21H52V25H53V20L56 22V23H58V21L61 19V18H63L62 16L64 15V14H61V11H60V13L58 12V16L59 17H61V18H59L58 16H56V14H54ZM68 13H70L69 11H68ZM67 13V14H68ZM76 13V12H75ZM88 13V14H87ZM98 13V12H97ZM99 13H100V11H99ZM151 13V12H150ZM152 13H154V12H152ZM151 13V14H152ZM199 13V12H198ZM205 13V12H204ZM209 13V12H208ZM217 13V12H216ZM225 12H223L222 14L223 15H225L224 14ZM239 13V14H240ZM247 13H249V11L247 12ZM262 13H264V12H262ZM44 14V13H43ZM43 14L41 15V16H43ZM70 14H73V13H70ZM69 14V15H70ZM109 14V13H108ZM107 14V15H108ZM111 14V13H110ZM145 14H146V12H145ZM151 14H149L150 16H151ZM158 14V13H157ZM201 14V13H200ZM214 14V13H213ZM219 14V13H218ZM230 14V13H229ZM237 14V13H236ZM240 15V16H243V15ZM244 14H246V13H244ZM252 15H254V12L252 11V13H251ZM251 14H246V15H244L243 16V20H244V18H246L247 17V15H249L248 17H250V19H253V18H255L256 17V19L257 18H259L258 16H256L257 14H255L254 15V17H252L251 16ZM259 14H260V12H259ZM37 15H39L38 13H37ZM57 17V19L55 20V16ZM76 15H77V13H76ZM83 15H84V13H83ZM82 15V17H84V19L82 18V21H84L85 20V18H86V21H88L89 22V17H91L92 18V16H89V17H86V16H83ZM154 15V14H153ZM151 16L153 19H154V16ZM202 15V14H201ZM200 15V16H201ZM204 15V14H203ZM203 15H202V17H203ZM206 15V14H205ZM210 14H208V16H209ZM215 15V14H214ZM220 15V14H219ZM234 15V14H233ZM34 16H36V15H34ZM34 16H32V17H34ZM44 16H46V15H44ZM70 16H73V15H70ZM132 16V15H131ZM230 16V15H229ZM228 16V17H229ZM260 16H261V14H260ZM31 17V18H32ZM67 17H69V16H67ZM109 17V16H108ZM111 17V16H110ZM113 17V16H112ZM156 17V16H155ZM162 17V16H161ZM195 17H197L196 16V14H195ZM215 17V16H214ZM216 17H217V15H216ZM222 17V16H221ZM238 17H239V15H238ZM30 18V19H31ZM42 18H45V17H42ZM96 17L94 16V19H95ZM127 18V17H126ZM133 18V17H132ZM146 18V17H145ZM207 18H210V17H207ZM213 18V17H212ZM233 18V17H232ZM235 18V17H234ZM241 18V17H240ZM262 18H264V17H262ZM64 19V18H63ZM67 19V21H68V19L69 20H71V17L70 18H66ZM65 19V20H66ZM88 19V20H87ZM93 19V21H95ZM110 19V18H109ZM121 19V18H120ZM128 19V18H127ZM139 19V18H138ZM143 20L142 21H144V18H142ZM155 19H157V18H155ZM163 19H165V18H163ZM201 19V18H200ZM199 19V20H200ZM203 19V18H202ZM201 19V20H202ZM206 19V18H205ZM237 19V18H236ZM242 19V18H241ZM250 19L249 20H247L246 19V21L248 22V21H250ZM253 20L252 22H248L252 27H254L255 25H252V23L254 24V21H256L255 23H257V21L258 20H260V19H258V20ZM28 20V19H27ZM33 20H34V18H33ZM42 20V19H41ZM43 20H45V19H43ZM73 18H72V20L71 21H68L69 23L70 22H73ZM77 20V19H76ZM97 20V19H96ZM101 20V19H100ZM126 20V19H125ZM146 20H148L147 18H146ZM159 20V19H158ZM198 20V19H197ZM210 20V19H209ZM211 20H213V19H211ZM218 20H220L219 18H218ZM239 20V19H238ZM243 20H241V21H243ZM263 19H261V21H262ZM30 21H32V20H30ZM36 21V20H35ZM38 21V20H37ZM37 21H36V24H37ZM62 21H64V20H62ZM86 21H84L83 23H88V22H86ZM137 22L139 21V20H136ZM142 21H139V22H141L142 23ZM205 21V20H204ZM236 21V20H235ZM246 21H244V23L246 22ZM26 22V21H25ZM24 22V23H25ZM34 22V21H33ZM32 22V23H33ZM44 22V21H43ZM59 22H61V20L59 21ZM68 22H63V23H60V24H62L63 26L64 25H66L65 26V28L67 27V23ZM107 23H108V21H106ZM105 22V23H106ZM127 21H125V23H126ZM135 22V21H134ZM136 23V24H140V23ZM223 22V21H222ZM225 22V21H224ZM228 22V21H227ZM246 22V24H248ZM29 23V22H28ZM38 23H39V21H38ZM90 23H92L91 21H90ZM106 23V24H107ZM130 23V22H129ZM147 23V22H146ZM202 23V22H201ZM217 24L216 22H214L213 21V24ZM234 23V22H233ZM259 23V22H258ZM257 23V24H258ZM262 25H263V23H264V21L263 22H260ZM259 23V24H260ZM30 25H31V22L29 23ZM73 24V23H72ZM81 24V23H80ZM95 24V23H94ZM105 24V25H106ZM133 24V23H132ZM219 24V23H218ZM222 24V23H221ZM229 24H231V21H230V23ZM228 24V25H229ZM235 24V23H234ZM245 24V25H246ZM258 24V25H259ZM261 24L258 26V27H260L261 26ZM42 25H43V23H42ZM71 25V24H70ZM81 25L83 26V27H81ZM80 25V27L79 28H81V30L82 29H84L83 31L85 32V31H87V33H89L88 31V29H87V27L85 26V24H81ZM88 25V24H87ZM99 25H100V23H99ZM103 25L104 24H102L101 26L103 27ZM114 25V24H113ZM112 25V23L111 22H109V24H107L104 28H105V32H104V36L105 37H103L102 35H100L101 37H103V38H99V37H97L98 38V40L100 39V41H98V43H96L97 41H94L95 42V45H94V42H93V40H92V43L90 42V44L91 45H94L93 47H94V49H91V47L88 49V47L89 46H91V45H89V43H87L88 45L87 46H83V47H81V49H84V48H87L86 50H88V52H91V54L93 55L94 54V56H95V62L97 63V64H100V62H101V64H103L102 65V67H103V69L104 68H107L110 72H111V78H110V80H111V82L114 84V86H115V92L113 91V97H112V94L111 93H109L108 92V95L109 94H111V96L109 95V96H106V98H108V97H111V99L110 98H108V102H111V104L110 103H108V102H106V100H105V103H107L106 105L108 106L107 108L108 109H106V105L104 104V101L102 102L105 106H101V105H103V104H101L100 103V100L102 99V98H104V97H102V96H100V95H103V94H98V95H96V96H99V98L97 99L96 97H95V99H97L98 101H99V103H98V101H96L94 98H93V100H92V98H90L89 96H91V93L92 92H90L89 90H88V88H87V93H90V94H87L85 91H86V89H85V91H84V88H82L83 90H81V91H84V94L82 93V97H85L86 98V100H85V98H84V102H86V103H84L83 102V98H80L81 99V101L83 102V104H86V105H88L89 103H91V104H95V106H96V103H92V102H94V100H95V102H97L99 105V108H101V107H103V108H101V109H103V110H100V109H98V107L97 108H95V106H90V104H89V107L90 108H92V109H90L89 107V109H84L83 110V108H81L80 106L82 105L81 104V102H80V99H79V94L80 93H77V92H75V90H76V88L77 87H75L74 85H72L71 86V84L70 83H68V84H66L65 85V83H67V82H63V80H60V79H63V78H59L58 76H60V77H64V81H66L65 80V75H63V76H61L62 74H59L60 73V71L62 70V72H63V70L65 71L64 73L66 74V72L69 70V69H67V68H64V66H66L67 67V65L65 64L64 66H63V69H61V68H59V75H57V80H60L61 81V83H59L60 81H58L57 83L58 84H60V85H58L57 83H56V81H55V78L53 79L52 77H51V75H49V73H50V71H47V69H49V67H51V66H44L46 69V71L47 72H49L47 75H49L51 78H52V80L53 81H55V84H56V86H57V90H56V87L54 86L53 87V85L51 86V85H49V86H46V80H47V78H46V80H45V76H44V74L46 73H44L43 71V73L44 74H42V72H41V70H39V69H41L42 67L41 66H43V65H41L40 63H41V60H40V58L38 59V60H34L35 62H33V61H31V60H29L28 62H26V63H29L30 62V64H28L29 66H27V64L25 63V67H26V69L25 70H23V73H24V76H23V80H25V84H27L28 82H30V81H32L33 79H35V81H37V83H41L39 86L37 85V84H35L34 82H31V83H34V84H30V83H28L27 84V86L29 85V87H31V86H33V85H37V86H34V89L32 90L31 88L29 89V88H27V92L25 93L24 92V94H18V96H16V98H17V100L22 104V107L24 108L25 107V110H27V112H29L30 113V115H31V117H32V119H33V117H35V119L37 118V117H39V115L38 114H40V112H41V114H44V115H40V117H39V123H40V119H41V117H42V119H45V120H43L42 121V119H41V121H42V124L40 125V126H45V128H44V130H48V135H50L52 138L53 137H57V135L55 136H52L54 133L56 134L57 132H60V133H57V134H60L58 137H57V139H58V142L59 141H61L60 143H56L55 144V146L56 145H59V146H57V147H59V149L60 148H62V147H64V148H62V149H64V151H65V149H68V148H70V149H72L73 147H75L76 149H72V150H70V149H68L67 151H66V155H68L69 157H67V156H65L64 155V151L62 150V149H58L57 147H55L54 145L53 146H51L52 147V152H50V146L49 147H47V149H48V152L50 153V155H51V153H52V155H53V153L55 152V151H59V152H56L55 153V155H57V156H61V154H62V156L64 155L65 157H67L68 158V161H66V159H65V157L63 156V158H62V156L60 157V158H62L61 160H64L66 163L67 162H69V161H72L74 158H75V156H74V158H71L72 157V155L74 154L73 152H75L76 154H77V158L76 159H78L79 157H82V160L81 161H84V163H82L83 164V166L84 165H86V164H88L89 163V165L91 166L92 164V166L91 167H96V165H94V163L93 162H95V161H101V162H103L105 159L107 160L108 159V152H107V154H105L106 152L104 151V149H103V147L104 146H108V147H110L109 148V150H110V153L109 154H113L112 155V157H114V159L113 158H111V155H109L110 157H109V160L110 161H108L107 163L105 162L104 164H102V166H101V164L99 165V166H101V168L99 167V169H98V167H97V169L96 168H91L90 169V172H91V170H94L95 171V173H93L94 171H92L91 173L90 172H88V170H85L86 168H87V166H89V165H86V167H82V165H80L79 164V162H81L80 160H77V164L78 165H80L81 167H82V169L84 170H81V169H79V170H81V171H77L78 170V168H76L75 166H74V164L77 166V167H79L80 168V166H78L76 163H75V160L76 159H74V162L72 161L71 162V165H72V163H73V165L70 167L69 165H70V162L69 163H67V165L65 164V170H63V166L64 165H60V166H62L63 168L60 170V171H58L59 169H55L54 167V169L56 170V171H58V172H62L63 173V171H65L66 172V170L68 171V172H70V173H72L74 176H77V177H75L76 178V181H77V185H78V187H74V186H72V187H74L75 189H77V188H80V190H81V192H82V190H83V192H82V194L83 193H85V194H83L84 195V198H83V201L84 200H86V199H88V198H85V196H88L89 198H93L92 199V201H86L87 202V204H90V202H93L95 199H96V203L98 204L99 202L101 203V201H102V198L106 195V194H109V195H111V197H109V195H108V197H109V199H108V197L105 199V201H103L104 203H103V205L101 204V205H97L98 206V208L99 209H97V206H94L95 208L93 209V210H95V211H97V210H99V213H98V211H97V214H99V219H97L98 217H96L95 215H93L92 217H96L95 218V220H94V218H93V220H94V222L93 221H91V219L90 220H88L87 218H89L90 216H89V214L90 213H92L93 211H91V209L89 208V207H91V206H89L88 205V208H87V204L85 203V201H84V203L82 204V201H81V198L83 197L82 196V194H81V192L80 191H78V190H76L79 194H81V195H78L77 193H75L74 192V194H73V188L70 186V184H69V186L71 187H69L68 188V190H65V188H63L62 186H64L67 182L65 181H63V180H67V178H66V176H68V172H64L65 174H67L64 178L65 179H63V176H62V179H61V177L56 181V184L55 183H53L55 186L57 185L58 186V184L61 186V183L63 184V183H65V184H63L61 187L60 186H58V187H60V188H63V191H61V192H59V190H58V187L56 188L57 189V191L61 194V197H62V194L63 195H65V193H64V191H66V195H67V193H68V195H69V192L71 191V189H72V193L70 192V195H69V197L68 196H66L69 200L71 199V201H69V200H67V202H69V205H70V203H73L75 200H73L72 198H73V196H72V194L73 195H75L76 194V197L77 196H79V197H77V198H79V200H76V201H79V202H77L76 203V201L73 203V205L72 206H74L75 204H76V206L78 205V203H80L78 206H82L83 207V205L84 206H86L85 207V210H88V209H90L89 211H90V213L88 212V211H86V212H84V214H85V216L83 215V218L84 217H86L87 216V214H88V217H86V220H88V221H91V222H88V221H86V222H88L89 224H91V223H93V225L91 224L90 226H95L94 225V223H96L95 221L96 220H98L97 221V224H98V226H97V224H96V228L95 227H91L92 229L91 230H93L94 228V230L95 231H93L94 233H96V230H98L99 232L97 233L98 235H99V239H98V245H101V243H102V245H105L106 244V239L107 238H110L109 240L110 241H113V239H114V243L116 242V240H118V243H115V245H116V247H118V249L120 250V247H121V250H123V251H121L120 250V254L121 253H123V255L124 256H122V255H120V257L121 258H118V259H120V260H118V259H116V258H113L111 261H110V263L113 261V264H115V262H120V261H122V259L124 258V262H125V264H148V263H152L153 261L155 262V263H153V264H162L163 262H160L159 263V261H162L163 259H164V257H163V255H162V248H163V251L166 249L165 248V246H163L161 249L159 248V247H157V246H160V245H158V244H161V243H158V240H156L157 239V237H159V236H157V237H155L156 239H154V238H151V237H149V238H151L152 240L151 241H149V239H148V237H147V234L145 235H143V233H146V229L147 228H144V227H142V228H144L146 231H144V232H142V231H140V228L141 227H139V230L137 229L138 227L137 226H140V224L142 225V222H143V220L142 219H144L145 220V215L147 214V213H144V210H145V212H147V211H149L148 209V206H147V202H148V200H149V202H151L153 199L155 200V198H152V199H150L151 198V196L152 195H154L155 197H157V194L155 195L154 193H152V195H151V192H147V176H149L150 175V169H151V164H149L150 166H147L148 164L147 163H149L150 161L152 162L153 161V159L154 158H157L158 156H160L159 154H162L161 153V151H159V147H162L163 145H159V141H161L163 138H164V140H163V142L167 139V132L169 133V135H173L175 132H173L174 130H175V128H176V123H175V127H173L172 126V124H171V126H168V125H170V124H167L166 123V121L169 123V122H171L172 121V123L177 119H173L171 116H177L178 114V116H180V114L182 115V116H186L185 115V113H186V111H187V109H188V113H189V111L191 110V113H193V114H195V116L194 117H196L195 118V120H196V124L198 125H200L202 122H203V124H204V122H205V124L207 123V125H209L208 123H210V122H212V124H214L213 122L214 121H212L213 119L215 120V119H217V114H219L220 113V116H221V113L222 112H225L224 110H226V108L228 109V106H230V105H233V108L232 109H234V106H237L238 108H237V112H239V113H244L245 112V110L243 109V99H242V101H241V99L238 97L239 95L241 96V95H243L245 92H247V90H246V88L247 87H249V85H251V84H253L254 82V80L253 79H255V78H257V76L256 77H254L253 75H256V73H257V70H256V68H254V64H252L251 65V63L250 62H248L249 61V59H248V61L246 60V57H245V51H243V53L242 52H240L241 50H239V49H241L242 48V46H243V49L245 48V46L246 45H244V44H247V42H248V44H249V41H251V38L250 37H252L253 35L251 34L252 32H254L255 30H254V28L256 29V26L254 27V28H252L251 27V29H250V25L249 26H247L246 25V28L245 29H247V28H249L250 30H252V32L250 31V30H248V31H250V32H248V33H250V36H248V33L247 34H245V35H247V36H245L244 38L246 39V40H243V41H241V42H246V43H242L241 44V42H240V40L238 39L239 37H240V39H241V36H244V34H241V36L239 35V31H240V29H236L237 31H235V33L237 32V34H233V30H231L230 31V33H231V35L233 36V35H237L238 36V38H237V36L236 37H231L230 36V38L231 39H229V38H227V36L225 37V33H224V36L223 37H220L219 35L220 34H214V32L212 33V34H214V37L216 38L217 36H219L220 38H222L221 40H223V43L221 44V40H219V42H220V44L221 45H219V42H217L218 40H215V38H213V39H211L210 37H211V35H210V37L208 36V35H206V34H208L210 31H208V33H205L203 36H208L207 38H206V36H205V40L206 41H204V42H206V46L208 45V50L207 51H205L204 49L206 48L205 46H204V49L201 47V45L204 43L203 41H202V39H204V38H200V37H198L197 35H195V36H197L198 37V40H199V38L201 39L200 41H197V38L196 39H194V37H193V41H190L189 39L188 40H186L187 42H185V43H178V45H177V43H176V45L174 44V42L173 43H171V42H169V44H168V42H166L165 41V39H164V34H165V36H166V33H168V32H160L161 34L158 36V32H159V30H158V32L156 33V37H155V35L153 36V38H151V41L153 42V43H155L156 45L158 44V45H165V46H163V50H158L157 48H155L156 47V45H152L155 49H157L156 51L157 52H150V50H148L147 49V47L148 46H150L151 44H150V40H149V38H148V41H146L145 39H144V41H142V40H140L139 39V37H140V35H142V34H140V35H138V36H136V37H138L137 39H130V37H126L125 36V33H124V31H122L123 29H122V27H119V28H116V27H114L115 25H116V23H115V25L113 26ZM131 25V24H130ZM141 26H143L144 25V23L143 24H140ZM147 25V24H146ZM227 25V24H226ZM227 25V26H228ZM241 25V24H240ZM25 26H26V23H25ZM24 26V27H25ZM33 26V25H32ZM31 26V27H32ZM37 26V25H36ZM44 26V25H43ZM54 26V25H53ZM132 26V25H131ZM134 26V25H133ZM141 26H139V27H141ZM145 26V25H144ZM169 26V25H168ZM216 26V25H215ZM218 26V25H217ZM223 26H225V25H223ZM234 26V25H233ZM242 27H243V25H241ZM62 27V26H61ZM87 29H85V28ZM97 27V26H96ZM95 27V28H96ZM102 27H101V29H102ZM147 27V26H146ZM164 27H166V26H164ZM219 27H220V25H219ZM232 27V26H231ZM230 27V29H232ZM234 27H237L238 28V26H234ZM245 27V26H244ZM257 27V28H258ZM262 27V26H261ZM260 27V28H261ZM15 28V29H14ZM35 28H37V27H35ZM40 28V27H39ZM43 28V27H42ZM41 28V29H42ZM63 28V27H62ZM122 30H121V29ZM153 28V27H152ZM160 28H162V27H160ZM168 28V27H167ZM217 28V27H216ZM223 28V27H222ZM239 28H240V26H239ZM259 28V29H260ZM47 29V28H46ZM55 29V27H53V30ZM100 29V28H99ZM101 29H100V33H101ZM224 29V28H223ZM227 29V28H226ZM225 29V30H226ZM244 29V28H243ZM244 29V30H245ZM262 29V31H264L263 29L264 28H261ZM29 30V29H28ZM38 30V29H37ZM43 30V29H42ZM45 30V29H44ZM47 30H49V29H47ZM51 30V29H50ZM97 30V29H96ZM137 30V29H136ZM225 30H222V31H225ZM235 30V29H234ZM254 30V31H253ZM14 33L13 34V37H12V33ZM34 31V30H33ZM160 31H164V29L162 28ZM174 31V30H173ZM173 31H172V33H173ZM216 31V30H215ZM218 31V30H217ZM241 31H242V29H241ZM246 31V30H245ZM244 31V32H245ZM24 32H25V30H24ZM38 32H40L39 30H38ZM51 32V31H50ZM82 32V31H81ZM83 32V33H84ZM97 32V31H96ZM103 32V31H102ZM136 32V31H135ZM156 32V31H155ZM30 31L27 33V36H28V40L27 41H29V38L31 39L32 38V36H34L33 35V33H36V32H32V34L30 33ZM45 33L46 32H44V35H45ZM48 33V32H47ZM87 33H86V36H87ZM99 33V32H98ZM97 33V34H98ZM170 33V32H169ZM211 33V32H210ZM229 33V31H228V34H230ZM23 34H25V37H26V33H23V31H22V33H21V37H22V35ZM41 34V33H40ZM85 34V33H84ZM102 34V33H101ZM128 34V33H127ZM137 34V33H136ZM139 34V33H138ZM153 34H155V33H153ZM227 34V33H226ZM257 34V33H256ZM15 35V36H14ZM31 37H30V36ZM37 35H38V33H37ZM43 35V34H42ZM52 35V34H51ZM89 35V34H88ZM133 35V34H132ZM169 34H167V36H168ZM188 35V34H187ZM200 35V34H199ZM216 35V36H215ZM24 36V35H23ZM98 36V35H97ZM202 36V35H201ZM12 37V38H11ZM18 37H20V36H17V38ZM20 37V38H21ZM23 38L24 40H26L27 38ZM37 37V36H36ZM49 37V36H48ZM52 37V36H51ZM88 37V36H87ZM133 37V36H132ZM134 37H135V35H134ZM145 37V36H144ZM152 37V36H151ZM226 39H228V40H226ZM13 38H15V41L13 40V42H11V40L13 39ZM89 38V37H88ZM90 38H91V36H90ZM140 38H142V36L140 37ZM218 38V37H217ZM224 38V39H223ZM238 39L239 40V43L238 44H241V45H236L237 43L235 42V40L236 39ZM247 38H250V39H247ZM253 38V37H252ZM19 39V38H18ZM39 39V38H38ZM219 39V38H218ZM263 39V38H262ZM8 40V41H7ZM33 40H34V37H33ZM36 40V39H35ZM34 40V41H35ZM90 40V39H89ZM166 40H167V38H166ZM179 40V39H178ZM249 40V41H248ZM7 41V42H6ZM18 41V40H17ZM17 41H16V43H17ZM20 41V40H19ZM36 41H38V40H36ZM35 41V42H36ZM47 41V40H46ZM49 41V40H48ZM146 41V42H145ZM171 41V40H170ZM189 41V42H188ZM201 41L203 42V43H201ZM225 41V42H224ZM237 41V40H236ZM253 41V40H252ZM251 41V42H252ZM31 42V41H30ZM40 42H41V40H40ZM89 42V41H88ZM149 42V43H148ZM199 42H200V44H199ZM250 42V43H251ZM264 42V41H263ZM15 43V44H16ZM38 43V42H37ZM36 43V44H37ZM43 43V42H42ZM85 43V42H84ZM152 43V44H153ZM171 43V44H170ZM26 44H27V42H26ZM32 45L34 44V43H31ZM41 44V43H40ZM51 44V43H50ZM78 44V43H77ZM149 44V45H148ZM166 44H167V46L168 45H170V48H172V44H174L176 47H175V50H174V46H173V52H172V49H164V47H166ZM182 44H185L186 46H183ZM252 44V43H251ZM264 44V43H263ZM17 45V44H16ZM42 45V44H41ZM76 45V43H74V46ZM179 45H181V46H179ZM190 46V48L191 49H194V53H193V55H195V56H193V55H191V54H189L188 55V53H187V50L188 49H186V50H184L183 51V49L185 48V47H188V46ZM204 45V44H203ZM250 45V44H249ZM249 45H247V47L249 46ZM254 45H256L255 44V42H254ZM26 46V45H25ZM27 46H28V44H27ZM31 46V45H30ZM43 46H44V44H43ZM79 47H80V45H78ZM77 45L75 46L76 48L78 47ZM161 46H157L159 49H160V47ZM221 46V47H220ZM232 46H235V47H233L232 48ZM236 46L237 47H241V48H236ZM257 46V45H256ZM31 47H33V48H36V47H34V46H31ZM31 47H28L29 49L31 48ZM42 47V46H41ZM79 47H78V49H79ZM152 47V48H153ZM220 47V48H219ZM250 47H251V45H250ZM254 47V46H253ZM253 47H251V48H253ZM38 48H40L39 47V45H38ZM37 48V49H38ZM149 49L151 48V47H148ZM167 48H169V47H167ZM234 48H235V50H234ZM250 48V49H251ZM59 49V48H58ZM154 49V50H155ZM227 49H229V51L227 50ZM242 49V50H243ZM245 49H249V47L248 48H245ZM249 49V50H250ZM254 49V48H253ZM22 50V49H21ZM40 51H41V48L39 49ZM39 50L37 51V52H39ZM43 50V49H42ZM47 50V49H46ZM50 50V49H49ZM77 50V49H76ZM147 50H148V52H147ZM248 50V51H249ZM255 50V49H254ZM254 50H253V52H254ZM258 50V49H257ZM25 51V50H24ZM52 51V50H51ZM220 53H219V52ZM14 52V53H13ZM32 52V51H31ZM94 52V53H93ZM150 52V53H149ZM169 52V53H168ZM190 52V51H189ZM192 52H193V50H192ZM247 52V51H246ZM256 52V51H255ZM258 52V51H257ZM257 52L255 53L256 55H257ZM34 54H37L36 52H35V50H34V52H33ZM41 53H43V51L41 52ZM40 52H39V55L41 54ZM58 53V52H57ZM56 53V54H57ZM59 53H60V50H59ZM58 53V54H59ZM152 53H153V57H152ZM182 53L186 56V55H188L189 57H184V55H182ZM56 54H55V57H56ZM97 56H96V55ZM149 54H150V56H151V58H153V60H151V58H150V56H149ZM163 54L165 55V58H162L164 61V63L162 62V60L160 59L161 58V56L163 57ZM172 54V55H171ZM175 54H176V57H174V59H173V55L175 56ZM249 54H250V52H249ZM248 54V55H249ZM32 55V54H31ZM39 55L38 56H36V59L39 57ZM61 55V54H60ZM60 55H58L59 57H60ZM101 55H106V56H108V57H106V58H104V59H102L101 57H99L100 59H102L101 61H100V59L99 58H97L98 56H101ZM166 55H167V57L169 58V57H171V58H169L168 60H167V62H165L166 60ZM169 55V56H168ZM178 55H180V57L178 56ZM192 57H191V56ZM247 55V56H248ZM255 55V56H256ZM260 56H258L257 55V57H255L256 59H255V61L256 62H259L258 61V57H261V54H259ZM13 56H15L14 58L15 59H13L12 61H11V57H13ZM27 56V55H26ZM30 56V55H29ZM42 56V54L40 55V57ZM62 56V55H61ZM88 56V55H87ZM93 56V57H94ZM181 56L182 57H184L185 59H183V58H181ZM224 56H226V58L224 57ZM262 56H264V54L262 55ZM44 57H45V54H44ZM90 57V56H89ZM223 57V59H221ZM247 58H250V56L249 57H247ZM263 58V57H262ZM47 59V58H46ZM98 59V60H97ZM161 61V65L160 64H157V65H160L159 67H162L161 69L160 68H158V72H157V74H155L154 75V73H156V63H157V61H159V60ZM172 59V61H169V60H171ZM251 59V58H250ZM264 59V58H263ZM33 60V59H32ZM56 60V59H55ZM59 60V59H58ZM57 60V61H58ZM92 60V61H93ZM260 60V59H259ZM36 61L37 62H39L38 64H37V66L35 67V69H34V63H36ZM61 61V60H60ZM70 61V60H69ZM89 61H90V65H87V64H89ZM91 60H88V62L86 61V67H90V68H87V71H89L88 73H90L91 75H93V73H95V75H93V77L94 76H96V75H98V76H100V78H97V76L95 77L96 79V81L94 80L93 82L95 83L96 82V84H99L100 82V84H102L103 83V85H104V81H106L104 78L105 77H102L103 75L101 74L100 75V73L102 72V70L100 71V68H102L100 65H98V66H96L97 64H95V63H91L92 62ZM160 61L158 62V63H160ZM223 61H224V63H225V65H226V67H228L229 69H231L232 70V68H230V67H236V73H237V71L239 72V74L237 73H233V74H228L227 72H229V73H232L233 71H231V70H226V71H224L225 69H227V68H225L224 69V67H223ZM254 61V60H253ZM54 62V61H53ZM215 62H217L216 64H218L219 63V66H220V70H221V73L222 72H226L228 75H230V76H232L233 75V77H230V78H234L235 76V82H236V85H237V82H239L241 79H242V81H245V80H248L249 81V79H252V80H250V84H248V85H246L245 86V90L246 91H244V93L242 92L243 90H242V88L243 87H241V85H237L236 86V90H237V87H239L238 89H241V94H239V92L238 91H240V90H238L237 92H238V94L235 92V93H229L228 95H229V97H231L232 99H231V103L232 102H234L233 104H230V101H226V100H228V99H230L229 97L227 98V97H225V96H222L223 95V91H219V89H216L215 90V88H214V85L216 84L214 81L212 82V88H211V86L209 87L210 88V90L209 89H207L206 90V88H205V90L206 91H208V92H205V90H204V87H208V86H206L207 85V82H205L206 80H205V76H206V73H208V75L207 76H209V78L211 79L212 77H216L217 79H218V77H221V76H223L222 74H221V76L218 74V73H216V71L217 72H219L220 73V71H218V70H216L215 68H216V64H215ZM256 62H255V64H256ZM20 63V62H19ZM18 63V64H19ZM66 63H68V62H66ZM72 63H73V61H72ZM74 63H76L75 61H74ZM73 63V64H74ZM166 63V64H165ZM221 63V64H220ZM17 64V65H18ZM55 64V63H54ZM61 64V63H60ZM63 64V63H62ZM73 64H68V66H72ZM95 64V65H94ZM41 65V66H40ZM51 65V64H50ZM92 65V66H91ZM189 65H191V67L189 66ZM194 65V68L192 67ZM203 65H207L206 67L208 68H205V69H207L209 72H206L207 70H205V69H203L204 67H203ZM262 66H264V60L262 61V64H261ZM23 66V68H25ZM58 66V65H57ZM74 66H76V68H77V65H74ZM195 66H196V68H195ZM218 65H217V67H219ZM245 66H248L249 67V70L248 71H245L244 69H245ZM259 66V64L257 63V67ZM29 67V68H28ZM31 67V68H30ZM40 67V68H39ZM43 67V68H44ZM85 67V68H86ZM95 67H98V69L97 68H95ZM100 67V68H99ZM158 67V66H157ZM201 67H203V68H201ZM210 67H212V68H214V71H213V69H211ZM221 67H222V69H221ZM248 67H246V68H248ZM260 67V66H259ZM39 68V69H38ZM93 68V69H92ZM94 68L97 70V71H99L100 73H98L96 70H94ZM209 68H210V70H209ZM239 68H241V69H239ZM243 68V69H242ZM36 69H37V73H39L38 75L36 74ZM50 69H52V68H50ZM49 69V70H50ZM65 69H67V71L65 70ZM84 69V68H83ZM90 69V70H89ZM106 69V70H107ZM219 69V68H218ZM224 69V70H223ZM235 68H233V70H234ZM238 69V70H237ZM261 69H262V67H261ZM264 69V68H263ZM262 69V70H263ZM7 70L9 71V72H7ZM44 70V69H43ZM44 70V71H45ZM54 70H55V68H54ZM86 70V69H85ZM84 70V71H85ZM106 70H104L102 73H105L106 72ZM156 70V71H155ZM205 70V72H203ZM241 70V71H240ZM14 71V70H13ZM72 71V70H71ZM70 70H69V72L70 73H72ZM83 71V70H82ZM87 71H85L86 73H87ZM213 71L215 74H216V76L214 75V73H211V72ZM259 71H261L260 69H259ZM7 72V73H6ZM19 72V71H18ZM40 72H41V75H40ZM81 71H79L77 74H79ZM85 72L82 74V75H84L85 74ZM96 72H97V74H96ZM235 72V71H234ZM262 72H263V74H262ZM16 73V72H15ZM51 73H52V70H51ZM63 73V74H64ZM70 73H68L67 72V74L68 75H70ZM76 74V73H75ZM74 74V75H75ZM211 76H210V75ZM218 74V75H217ZM236 74V75H235ZM262 74V76H264V71H261V73H260V75ZM35 75H37V76H35ZM42 76V78L40 77V76ZM46 75V76H47ZM53 75V74H52ZM85 75H87V74H85ZM89 75V74H88ZM88 75H87V77H88ZM89 76L88 78H89V80L92 78V76ZM155 77H153V76ZM157 75V76H156ZM227 75V76H228ZM235 75V76H234ZM238 75H240V76H238ZM44 76V77H43ZM67 76V75H66ZM77 76V75H76ZM150 76H152L151 77V79L149 78ZM237 76H238V78H240L241 77V79H239L238 80V78H237ZM254 78H253V77ZM29 77V78H28ZM38 77V80H36V78ZM48 77V76H47ZM71 77V75L70 76H68V78H70ZM74 77V76H73ZM78 78V80H79V78H82V76H77ZM86 79L85 80H88V78L86 77V76H84ZM91 77V78H90ZM110 77V76H109ZM156 77L158 78V80H156ZM198 77H199V79H198ZM226 77V75H224V77L223 78H225ZM252 77V78H251ZM261 77V76H260ZM33 78V79H32ZM41 78V80L43 79V80H45V81H41L40 82V79ZM59 78V79H58ZM102 78V79H101ZM148 78L153 82V84H154V82H155V80L156 81H159V85L158 84H156V83H158V82H156L154 85H158V86H156V87H154V88H152V90H153V94L154 93H160V94H162V99H163V97L165 96V95H167L168 97H169V101L167 100V98L166 97H164V99L166 100V102L168 101V103L170 104V107L172 108L173 106H174V111H175V107H176V105L175 104H177L178 102H179V104L180 103H184V107H182V108H184V110H185V103H186V101L185 100H187V99H189V101H190V104L192 103L191 101H195V102H193V105L191 104H189V102H188V100H187V102H188V104H186V106L188 105V107H186V110L184 111L183 109L181 110V111H184V115H183V113L179 110V109H181L180 107H179V109L178 108H176V111L173 113V115H169V114H167L168 112H166L165 113V115L164 116H166V114L168 115V116H170L172 119H171V121H168L169 119L168 118H166V117H164L163 116V118L162 119H159V118H157V119H159L160 121H164L165 123H163V124H160V125H157V133H155L156 134V136H157V134H158V138L155 136V134H153L154 132L153 131H155L156 132V129L154 128L155 126H156V124H157V122L155 121V113H156V111L155 110H157L156 108L155 109H153V110H151L153 107H155V106H153L154 105V103H156V102H159L160 100H162L161 98L160 99H158L159 101H157V99L155 98L156 96H155V94H154V97H152L151 95L149 96V94H148V96H147V92H149V91H151L150 89H149V91L147 90V86H150L149 84L151 83L149 80H148ZM213 78V80H215ZM222 77L221 78H219L220 80L221 79H223ZM262 78V77H261ZM29 80L28 82L26 81V80ZM84 79V78H83ZM99 79H101V81H99ZM104 79V81L102 82V80ZM152 79H154V81L152 80ZM210 79H209V81H210ZM226 79H229V76H228V78H226ZM238 81H237V80ZM51 80V81H52ZM147 80H148V82H150V83H148L147 82ZM219 80V81H220ZM224 81H225V79H223ZM222 80V81H223ZM230 80V79H229ZM256 81L255 82H257V80L258 81H260V79L258 78V79H255ZM39 81V82H38ZM71 81V80H70ZM73 81V80H72ZM208 81V82H209ZM218 81V80H217ZM232 81H233V79H232ZM27 82V83H26ZM44 82V83H43ZM79 82V81H78ZM81 82H84V81H80V85H81V87L83 86L82 84H81ZM87 82H89V81H87ZM99 82V83H98ZM106 82H108V80L106 81ZM106 82H105V85H106ZM203 82V83H202ZM221 82V81H220ZM226 82V81H225ZM251 82H253V83H251ZM42 83H43V85H42ZM77 83V82H76ZM91 83V82H90ZM204 83H206V84H204ZM224 83V82H223ZM228 83V82H227ZM234 83V82H233ZM240 84H241V82H239ZM23 84V83H22ZM49 84H50V82H49ZM53 84H54V82H53ZM70 84V85H69ZM87 84V83H86ZM92 85H94L93 83H91ZM98 85L96 88H98V90H99V87L101 86V85ZM222 84V83H221ZM229 84V83H228ZM232 84V83H231ZM247 84V83H246ZM65 85V86H64ZM77 85V84H76ZM80 85H78V89H79V86ZM92 85L90 86V85H88V87H89V89H90V87H92ZM102 85V86H103ZM104 85V86H105ZM108 85H110L109 83H107V86H105L106 88L108 87ZM152 85V84H151ZM203 85H205L204 87H203ZM225 85V84H224ZM62 88H60V87ZM68 86H70V87H67ZM216 86V85H215ZM218 86V85H217ZM222 86V85H221ZM252 86V85H251ZM251 86L249 87V88H251ZM18 87V86H17ZM72 87L74 88V90L72 89ZM81 87H80V89H81ZM111 87V86H110ZM110 87H108V88H110ZM226 87H228V86H226ZM19 88V87H18ZM55 90H53V89ZM61 90H60V89ZM66 88V89H65ZM95 88V87H94ZM95 88V89H96ZM103 88V87H102ZM112 88V87H111ZM149 88V87H148ZM220 88V87H219ZM235 87L233 86L232 87V89H234ZM14 89V88H13ZM17 89V88H16ZM52 89V90H51ZM104 89V88H103ZM101 90L100 89V91H98V93H100V92H106V91H104V90ZM114 89V88H113ZM231 89V90H232ZM252 89V88H251ZM251 89H249L248 90V92L251 90ZM257 90H256V93H258L259 95H260V93L262 94V90H261V85H259L258 86V88H256ZM21 90H22V88H21ZM30 90V91H29ZM31 90H32V92H31ZM94 89H92L91 88V91H93ZM109 90V89H108ZM139 90H141V91H139ZM143 90V91H142ZM230 90V89H229ZM230 90V91H231ZM253 90V89H252ZM22 91H24V90H22ZM58 91V92H57ZM95 91V94L97 93V91L96 90H94ZM93 91V92H94ZM112 91V90H111ZM204 91V92H203ZM218 92V96H217V92ZM7 92L9 93V94H7ZM79 92V91H78ZM152 92V91H151ZM229 91H227V93H228ZM250 92H252V91H250ZM0 93V94H1ZM13 92H11V94H12ZM78 94V95H75V94ZM86 93V94H85ZM2 94V95H3ZM107 94V93H106ZM151 94V93H150ZM160 94H157V96L158 95H160ZM219 94H220V96H219ZM226 94V93H225ZM254 93L252 92V94H251V96L253 95ZM83 95H85V96H83ZM89 95V96H88ZM93 95V94H92ZM246 95V94H245ZM250 95V94H249ZM259 95H257L258 97H262V96H259ZM76 96L78 97V101L80 102V104L81 105H79V104H77V98H76ZM81 96V95H80ZM95 96V95H94ZM104 96V95H103ZM254 96V95H253ZM252 96V97H253ZM257 96H256V98H257ZM264 96V95H263ZM1 97V96H0ZM91 97H93V96H91ZM100 97H102L101 99H100ZM124 97H125V99H124ZM149 97V98H148ZM150 97L151 98H155V100H156V102H154L155 100L154 99H152V101L151 102H153V105H152V103L149 101L150 100ZM160 97H161V95H160ZM219 97H221V99L219 98ZM238 97V98H237ZM250 96H248V98H249ZM255 97V96H254ZM2 98V97H1ZM4 98V97H3ZM75 98H76V100H75ZM159 98V97H158ZM173 98V99H172ZM187 98V99H186ZM223 98H227L226 100H223ZM247 98V99H248ZM256 98H254L255 99V101H256ZM88 99L90 100V101H88ZM100 99V100H99ZM110 99V100H109ZM122 99H124V101L122 100ZM126 99L128 100V101H126ZM129 99L131 100V101H129ZM170 99H172L171 101H170ZM192 99H194V100H192ZM263 100L264 101V98H259V100ZM1 100V99H0ZM73 100H75V106H78V107H75L74 105H73ZM154 100V101H153ZM174 100H176V101H178L177 103L175 102V104L172 106V104H173V102H174ZM253 100V98L252 99H250V101H251V103L250 104H252V102L254 101H252ZM258 100V99H257ZM1 101H3V100H1ZM87 101H88V103H87ZM92 101V102H91ZM147 101H149L148 102V104L149 103H151V105H147ZM180 101H182V102H180ZM185 101V102H184ZM123 102H125L126 104H127V102L129 103L128 105H130L131 103V108H128L129 106H127V105H125V103L123 104ZM164 102V100L162 101V103ZM165 102V103H166ZM171 102H172V104H171ZM261 102V101H260ZM259 102V103H260ZM160 103V102H159ZM159 103H157V104H159ZM248 103V102H247ZM254 103V102H253ZM179 104H177V106L179 105ZM244 104H246L245 103V101H244ZM255 104L256 105H258L256 102H255ZM254 104V105H255ZM72 106V108L70 109V111H72V109H73V107H75L73 110H76V111H78V112H76L75 111V113L77 114L78 113V116H75V117H78V120H79V123H77V124H75V129L74 130H72L73 132L75 131V132H77L78 133V131H79V133H78V135L80 134V136H81V139H84V137L85 136H82V135H84V133L87 131V135L88 136H90L89 138H85L86 140V142L87 143H89L90 142V140H91V136L92 135H90V133H92L93 134V136H94V138L92 139V142H90L89 144L90 145H92L93 146V144H94V146H95V139H97L98 141H96V142H98V144H96V146L94 147V149L95 148H97V150L95 149V152H97L95 155L93 154V156H97V154H99V153H101L100 155H98V158H100V159H96L95 160V158H93L92 157V154H91V151L92 150H94L93 148H92V146H91V148L90 147H88V146H86L87 144H85V141L83 142V149H84V147L86 146V148L88 147V148H90V150H88V148L85 150V151H83V149L81 150V148H82V143H80L81 142V139H80V136H78L77 134H75V135H77L79 138H76L77 136H74V135H72V131H71V133H70V131H69V129H71L70 127H68V125H66L67 124V122H69L68 120H66L67 119V116H66V119H64V117L65 116H63V114H64V112L66 111L65 110V108L66 107H68V106ZM85 105V106H86ZM125 105V106H124ZM162 104H159V106L158 107H160ZM180 105H182V104H180ZM255 105V106H256ZM264 105V103L262 104V106ZM101 106V107H100ZM124 106V107H123ZM169 105H165L164 107L168 110V107ZM243 106V107H242ZM246 106V105H245ZM251 106V105H250ZM253 106V105H252ZM83 107H84V105H83ZM149 107V109H148V111H147V108ZM164 107H162V108H164ZM254 107V106H253ZM261 107V105H258L257 106V108H256V110H260V111H256L255 110V114H254V116L253 117H251L250 118V120H249V118L247 119V120H249L248 122L249 123H253V124H258V125H260L259 123H261V124H264V109L262 108V109H259V108ZM70 107H68V109H69ZM85 108H87V107H85ZM127 108V109H126ZM164 108V109H165ZM190 108V109H189ZM245 108V107H244ZM248 108V107H247ZM247 108H246V111H247ZM67 109V110H68ZM106 109V110H105ZM165 109V110H166ZM170 109V108H169ZM173 109V108H172ZM171 109V110H172ZM177 109L181 112V113H179V111H178V113H177ZM231 109V110H232ZM236 109V108H235ZM89 110V111H88ZM97 110V111H96ZM98 110H100L101 112H100V114L102 115V116H105V113H107V112H105V111H108V114H106V117H107V121L106 122H108V123H110L111 122V131H110V129H109V127L107 126V125H109V124H105V123H103L104 121H102V118L103 117H100L99 116V111ZM158 110H160V108H158ZM243 110H244V112H243ZM51 111H53V113L51 112ZM58 112V114H57V112ZM69 111V112H70ZM84 111V112H83ZM91 111H94V112H91ZM170 111V110H169ZM235 111V110H234ZM42 112H45V113H42ZM51 112V113H50ZM88 113L89 112V115L88 114H86V113ZM98 112V114H95V113H97ZM103 112H104V114H103ZM151 112H152V114L154 115V116H152L151 117ZM154 112V113H153ZM159 112H161V110L159 111ZM162 112H163V110H162ZM231 112V111H230ZM230 112H228V113H230ZM71 113H72V115H73V111L72 112H70V116H71ZM75 113H74V115H75ZM90 113H91V115H90ZM94 113V114H93ZM149 113V114H148ZM171 113V114H172ZM175 113H177V115L175 114ZM246 113V112H245ZM47 114V115H46ZM48 114H49V116H48ZM50 114H54L53 116H51ZM55 114H57L58 116H55ZM67 114V113H66ZM85 114V115H84ZM93 114V115H92ZM148 114V115H147ZM161 113H159V115H160ZM187 114V113H186ZM190 114V113H189ZM193 114H191V115H193ZM225 114H227V113H225ZM232 114H234L233 112H232ZM1 115V114H0ZM46 115V116H45ZM73 115V116H74ZM107 115H109V116H107ZM157 115H158V113H157ZM156 115V116H157ZM228 115V114H227ZM241 115H243V114H240V117H242ZM43 116H45V118H43ZM51 116V117H50ZM68 116H69V114H68ZM85 116H86V119H85ZM101 118H99V117ZM149 118H148V117ZM187 116H188V114H187ZM245 116V115H244ZM3 117L4 116H1V118H0V125H2V126H4L3 124H4V120H3ZM16 117V116H15ZM52 117H53V119H52ZM54 117H55V120H54ZM57 117V118H56ZM95 117V118H94ZM109 117V118H108ZM157 117H160V116H157ZM188 117H191V116H188ZM194 117H192V118H194ZM216 117V118H215ZM223 117H224V115H223ZM234 117V116H233ZM6 118H8V117H6ZM21 118V117H20ZM69 118V117H68ZM96 119V118H98L100 121H102V124L99 122V120H94V119ZM147 118H148V120L150 119V121L151 122H148L147 121ZM154 118V119H153ZM164 118H166V120H164ZM184 118V120L186 119H189V118H185V117H183ZM183 118H181V116H180V119H179V121L180 120H183ZM222 118V117H221ZM225 118H226V115H225ZM229 118V117H228ZM243 118V117H242ZM11 119V118H10ZM16 119V118H15ZM104 119V118H103ZM109 119V120H108ZM168 119V120H167ZM12 120V119H11ZM20 120V119H19ZM34 120V119H33ZM64 120H66L67 122H66V127H64L65 125H64ZM69 120H71V117L69 118ZM76 120V119H75ZM78 120H76V121H78ZM85 120H87V123H86V121ZM241 120V119H240ZM243 120V119H242ZM2 121V122H1ZM5 121H7V123L6 124H9L8 123V119H6ZM10 121V120H9ZM56 121L58 122V123H56ZM152 121H155V123L153 124V125H155L153 128V130L152 129H147V128H150V126L152 125H150V126H148V124H150V123H153ZM158 121V120H157ZM193 122V119L191 120V118H190V122ZM225 121V125L229 122V123H232V122H234V120L232 121V120H224ZM14 122V121H13ZM55 122V123H54ZM147 122H148V124H147ZM181 122V121H180ZM187 122L189 123V120H187ZM218 122V121H217ZM222 122V121H221ZM3 123V124H2ZM22 123H25V122H22V120H21V123L20 124H22ZM45 123V124H44ZM73 123V122H72ZM184 121H183V125H184ZM194 123H195V121H194ZM215 123H216V121H215ZM228 123V124H229ZM11 124V123H10ZM105 124V126H107V128L109 129V132H107L108 130L107 129H105V130H107L106 132H105V130L102 128L103 127V125ZM158 124H159V121H158ZM182 124V123H181ZM180 124V125H181ZM193 124V123H192ZM195 124V125H196ZM220 124V123H219ZM227 124V125H228ZM14 125H16V124H14ZM24 126H25V124H23ZM77 125V126H76ZM100 125V126H99ZM102 125V126H101ZM162 125V126H161ZM174 125V124H173ZM180 125H179V127H180ZM187 125V124H186ZM194 124H193V127L195 126ZM196 125V126H197ZM199 125H198V127H199ZM206 125V126H207ZM211 125V124H210ZM230 125V124H229ZM234 125V124H233ZM6 126V125H5ZM8 126V125H7ZM18 127H19V124L17 125ZM69 126H70V124H69ZM94 126V127H93ZM105 126H104V128H105ZM158 126H160V127H165L166 128V130H164L165 128L163 127V128H161V130L160 129H158ZM188 126V125H187ZM190 126V125H189ZM203 126V125H202ZM213 126H216V124L215 125H213ZM224 126V125H223ZM16 127V126H15ZM47 127H48V129H47ZM113 127V128H112ZM159 127V128H160ZM171 127H173V129H171ZM177 127H178V123H177ZM201 127V126H200ZM231 127V126H230ZM30 128V127H29ZM68 130H67V129ZM151 128H152V126H151ZM181 128V127H180ZM183 128H184V126H183ZM211 128H212V125H211ZM220 128V127H219ZM223 128V127H222ZM14 129V128H13ZM23 129L24 128H22V131H23ZM42 129V128H41ZM77 129V130H76ZM164 131H163V130ZM185 129H186V127H185ZM197 129V128H196ZM195 129V130H196ZM236 129V128H235ZM259 129H260V127H259ZM258 129V130H259ZM65 130V131H64ZM80 130H81V132H80ZM95 130V132H93ZM149 131V133H151L152 132V134L151 135H153L152 136V138L149 136L148 138H147V136H148V134H147V132ZM152 130V131H151ZM162 131L161 133L163 134H166V137H164L162 134H160L159 135V132L160 131ZM184 130V129H183ZM188 130V129H187ZM190 130V129H189ZM193 130V129H192ZM192 130H190L191 132H192ZM213 130V129H212ZM212 130H211V132H212ZM228 130H230V129H228ZM2 127L0 126V133H2ZM19 128L17 129V134H19ZM22 131H20V133H22ZM24 131L26 132V130L24 129ZM23 131V132H24ZM67 131H69V132H67ZM159 131V132H158ZM175 131H178V130H175ZM194 131V130H193ZM262 131V130H261ZM11 132H13V131H11ZM29 132V131H28ZM39 132H42V131H39ZM50 132V133H49ZM61 132H62V134L64 133V132H67V133H70V135L71 136H69V134L67 135V133H66V135H62L61 134ZM172 132H173V134H172ZM227 132V131H226ZM229 132V131H228ZM4 133V132H3ZM177 133V132H176ZM175 133V134H176ZM190 133V132H189ZM188 133V134H189ZM233 133H234V131H233ZM264 133V132H263ZM262 133V134H263ZM5 134V133H4ZM3 134V135H4ZM13 134H14V136L15 135H17V134H15V131L13 132ZM35 134V133H34ZM74 134V133H73ZM222 134V133H221ZM7 135V134H6ZM3 136L2 137V135H1V137L4 139V141H3V139L0 137V142L1 143H3V142H7L6 144H8L9 142H11V143H9L8 145H9V147H7L6 145H5V143H3V144H1L3 147L4 146H6V147H4V148H9V151H7L8 149H5L4 150V148H3V150H0V152H1V154H0V156H3V155H5V154H7V152H9L10 153V151L11 152H14V151H16L15 152V154H19L20 156L19 157H17L16 155H14V153L12 154V156H14V161H15V159L18 161V159L22 156V154L24 155V153L26 152V150H24L23 151V153L21 152H19V151H21V150H23V149H25V147L23 146V144H22V146L24 147V148H22L20 145H21V139H20V141H18L19 140V136L17 135V136H12L11 135V138L12 137H14L16 140L14 141V138H12L13 139V141L10 139V136L8 137V136ZM10 135V134H9ZM25 135V134H24ZM161 135L163 136L162 138H161V140L159 139L160 137H161ZM168 135V136H169ZM190 135V134H189ZM224 135V134H223ZM231 135H234V134H231ZM68 137L69 136V138H67V139H65V140H72L71 139V137L72 138H74L73 140L75 141V139H76V141L75 142H71V141H69L72 145H74L75 143L77 144H81V147L79 146V147H76L75 145L74 146H71V144H70V146L71 147H69L68 146V148H67V145H69V144H66V148H65V145L63 146V144H65V143H67V141L66 142H64L65 140H63L64 139V137ZM96 136H98V138H100L101 139V141L98 139V138H95ZM177 136H178V133H177ZM4 137H6V138H9V142L8 141H5V140H7L6 138H4ZM18 138V140H17V138ZM25 137H27V136H25ZM34 137V136H33ZM65 137V138H66ZM87 137V136H86ZM157 138V143H158V148L157 147H153V145L152 144H148V143H152V141H153V139L154 138ZM170 137L171 136H169L168 137V139H167V141L168 142H170L171 141V139H172V137H171V139H170ZM176 137V136H175ZM227 137V136H226ZM22 138V137H21ZM47 138H50V137H47ZM61 138H63V139H61ZM150 138V139H149ZM155 138V139H156ZM178 138V137H177ZM225 138V137H224ZM232 138V137H231ZM51 139V138H50ZM57 139H51V140H55V141H53V143L54 142H57L56 140ZM61 139V140H60ZM78 139H80V140H78ZM90 139V140H89ZM151 139H152V141H151ZM169 139H170V141H169ZM174 135H173V139H172V141H174ZM179 139H180V137H179ZM226 139V138H225ZM3 142H2V141ZM63 140V141H62ZM89 140V141H88ZM150 140V141H149ZM178 140V139H177ZM228 140H230V138L228 137ZM16 141H18V142H16ZM50 141V140H49ZM80 141V142H79ZM149 141V142H148ZM16 142V144H14ZM20 142V145L18 144ZM101 142H102V144H101ZM162 142V141H161ZM202 142V141H201ZM226 142H228V141H226ZM51 143L52 142H50V145H51ZM52 143V144H53ZM74 143V144H73ZM155 143H156V140H155ZM165 143H167L166 141H165ZM13 144L14 145H19V147H21L20 149H19V147L17 146L16 148L17 149H19L18 151L16 150V148L14 149V151H12V150H10L12 147H14L13 146ZM163 144V143H162ZM228 144V143H227ZM229 144H230V142H229ZM12 145V146H11ZM98 145V146H97ZM103 145V147H101V146ZM151 146L152 148H157L158 149V152L157 151H155L156 153H158V154H155V155H153L150 151H152V150H154V149H150L149 148V146ZM10 146H11V148H10ZM61 146V147H60ZM34 147V146H33ZM55 147V148H54ZM100 147V148H99ZM106 147H104L107 151H108V149L106 148ZM242 147V146H241ZM1 148V149H2ZM46 148V147H45ZM111 148L113 149V150H115V152L114 151H112L111 150ZM148 148V149H147ZM164 148V147H163ZM224 148V147H223ZM13 149V148H12ZM27 149V148H26ZM40 149V148H39ZM42 149V148H41ZM40 149V150H41ZM46 149V150H47ZM55 149V150H54ZM77 149L79 150V152L77 151ZM103 151H102V150ZM150 149V150H149ZM156 149V150H157ZM166 149V148H165ZM181 149V148H180ZM206 149V148H205ZM40 150H38L39 152V155H40ZM63 152H62V151ZM76 150V151H75ZM98 150H101V152H98ZM149 150V151H148ZM3 151V152H2ZM7 151V152H6ZM33 151V150H32ZM42 151H45V150H41V152ZM62 153H61V152ZM70 151V153L69 154H71V153H73V154H71V155H69L68 154V152ZM73 151V152H72ZM80 151L82 152V153H80ZM86 151H88V152H86ZM112 151V152H111ZM5 152V153H4ZM19 152V153H18ZM47 152V154L49 155V153ZM95 152H93V153H95ZM114 152V153H113ZM148 152H150V153H148ZM155 152H153V153H155ZM160 152V153H159ZM168 152V151H167ZM184 152V151H183ZM2 153H3V155H2ZM27 153L29 154V152L27 151ZM46 153V152H45ZM58 153L60 154V155H58ZM26 154V153H25ZM46 154V155H47ZM75 154V155H76ZM80 154H82V155H80ZM115 154H116V156H115ZM148 154H151V156L150 155H148ZM164 154H165V152L163 153V155H161L160 156V158L162 157L163 158V156H164ZM180 154V153H179ZM39 155H37V156H39ZM41 155H42V157L40 156V158H44V155L41 153ZM148 155V156H147ZM153 155V156H152ZM169 156H170V159H171V153L170 154H168ZM203 155V154H202ZM202 155H200V156H202ZM11 155H9L8 157H10V158H12L13 159V157H12ZM17 158H16V157ZM25 156V155H24ZM23 156V157H24ZM28 156V155H27ZM26 156V157H27ZM56 156V157H57ZM71 156V157H70ZM4 157V156H3ZM46 157L47 156H45V160H46ZM49 157V156H48ZM55 157V158H56ZM59 157H57V159L59 158ZM149 157L151 158V157H153V158H151L152 160H150L149 159ZM168 156H166V154H165V157L164 158H166L165 159V161H164V159H160V158H158V159H156V162L157 161H161L160 162V164H159V162H158V164L159 165H162L163 163L166 165L167 164V160H168V158H167ZM5 158V157H4ZM60 158H59V160H60ZM69 158H70V160H69ZM90 158V159H89ZM97 158V157H96ZM132 158V162L134 161V163L135 164H132V163H130V159ZM147 158L150 160H148L149 162H147ZM240 158V157H239ZM1 159V158H0ZM81 159V158H80ZM92 159H94L95 161H92V164L90 163V162H88V163H86L87 161H91ZM20 160H21V158H20ZM44 160V159H43ZM51 160V159H50ZM105 160V161H106ZM155 160V159H154ZM1 161V160H0ZM5 161V160H4ZM7 161V160H6ZM12 161V160H11ZM79 161V162H78ZM86 161V162H85ZM163 161V162H162ZM167 161V162H166ZM156 162H154V163H156ZM6 163V162H5ZM18 163V162H17ZM20 163H21V161H20ZM48 163H49V161H48ZM51 163V162H50ZM60 163V162H59ZM63 163V162H62ZM96 163H98V162H95V164ZM15 164H16V162H15ZM69 164V165H68ZM99 164V163H98ZM97 164V165H98ZM153 164V163H152ZM157 164V163H156ZM154 165V166H152V167H155L156 166V168L153 170V168H152V171H153V173H154V175H155V170H157L158 168H157V166H159V165ZM163 164V166H165ZM49 165V164H48ZM136 165V166H135ZM7 166V165H6ZM5 166V167H6ZM13 166V165H12ZM20 166V165H19ZM26 166V165H25ZM50 166V165H49ZM89 166V167H90ZM162 166V167H163ZM167 166H169V165H167ZM167 166H165V168L167 169L168 168V170H169V167H167ZM27 167V166H26ZM45 167V166H44ZM75 167V168H74ZM88 167V168H89ZM150 168L149 169V175H147L148 174V172H147V168ZM162 167H161V169H160V167H159V169L158 170H162ZM13 168V167H12ZM52 168V169H53ZM59 168V167H58ZM67 168H70V169H67ZM172 168V167H171ZM9 169V168H8ZM166 169H164V171H166ZM158 170H157V172H158ZM151 171V172H152ZM172 171V170H171ZM171 171H167L166 173H168L167 175H169L170 174V172ZM54 172V171H53ZM160 172V171H159ZM162 172L163 171H161V174L160 175H162ZM172 172H174V171H172ZM55 173V172H54ZM70 173H69V175H70ZM165 173V172H164ZM163 173V174H164ZM213 173V172H212ZM159 174V173H158ZM57 175H58V173H57ZM62 175H64V174H62ZM166 175V174H165ZM164 175V176H165ZM172 175H174V174H172ZM171 175V176H172ZM156 176H159V175H157L156 174ZM155 176V177H156ZM170 175H169V177L168 176H165L166 177V179L168 178V179H171L172 177H171ZM150 178H152L151 176H149ZM160 177H162L161 178V180L159 179H157V181H162L163 179H165L163 176H160ZM171 177V178H170ZM159 178V177H158ZM154 179V178H153ZM165 179V180H166ZM167 179V180H168ZM173 179V178H172ZM171 179V180H172ZM176 178L174 177V180H175ZM152 180V179H151ZM165 180H163V183H164V181ZM173 180V181H174ZM68 181V180H67ZM72 181V180H71ZM170 180H168V182H169ZM69 182V181H68ZM75 182V181H74ZM73 182V183H74ZM149 182H150V180H149ZM148 182V183H149ZM153 182H155V181H153ZM162 183V184H163ZM170 183V182H169ZM172 183V182H171ZM170 183V184H171ZM68 184L66 185V186H68ZM74 184H76V183H74ZM170 184H166V186H169ZM76 185V186H77ZM152 186L154 185L153 183L151 184ZM150 185V187H152ZM156 186H158L157 188L158 189H160L159 188V185H158V182H156V184H155ZM161 186V185H160ZM65 187V186H64ZM155 187V186H154ZM162 188V187H161ZM70 189V190H69ZM74 189V190H75ZM167 189V188H166ZM105 190H108L109 191V193H108V191H107V193H106V191ZM155 190H156V187H155ZM154 190V191H155ZM161 190V189H160ZM56 191V192H57ZM152 191V190H151ZM157 191H159V190H157ZM63 192V193H62ZM113 193V195L112 194H110V193ZM53 193H55V191L53 192ZM92 193H93V195H95V196H93L92 195ZM147 193H149V195L147 194ZM157 193V192H156ZM56 194V193H55ZM59 194V195H60ZM160 194V193H159ZM159 194H158V196H159ZM57 195H58V193H57ZM92 195V196H91ZM104 195V196H103ZM151 195V196H150ZM161 195H162V191H161ZM160 195V198H162L163 196H161ZM176 195V194H175ZM174 195V196H175ZM91 196V197H90ZM103 196V197H102ZM113 196V197H112ZM149 198H148V197ZM71 197V198H70ZM81 197V198H80ZM96 197V198H95ZM98 197V198H97ZM63 198V197H62ZM74 198H75V196H74ZM95 198V199H94ZM148 198V199H147ZM159 198V197H158ZM159 198V200H161ZM180 198V197H179ZM64 199H65V197H64ZM104 199V198H103ZM137 199H139V200H137ZM89 200V199H88ZM99 200V202H97ZM151 200V201H150ZM158 199H156L155 201H159ZM155 201H153V202H155ZM161 201H163V199L161 200ZM161 201H160V203H161ZM177 201V200H176ZM175 201V202H176ZM67 202H66V204H67ZM89 202V203H88ZM153 202H151V203H153ZM99 203V204H100ZM151 203H148V205L149 204H151ZM156 203V202H155ZM158 204H159V202H158ZM68 205V204H67ZM91 205H92V207H93V204L91 203ZM94 205H95V202H94ZM138 206L139 208L141 207V208H144V209H141L142 210V213H144V214H141L140 215V217L142 218L141 220L142 221H138V223H136L137 222V220H140V217L137 219V217L139 216L138 215V213L139 212H136V214L135 215H138L137 217H135L133 214L135 213V211H141L139 208V210H136V209H134L135 208V206ZM153 205H155V204H151V206H153ZM160 205V204H159ZM158 205V206H159ZM174 205H176V204H174ZM75 206V207H76ZM100 206V207H99ZM137 206H136V208H137ZM150 206V205H149ZM150 206V207H151ZM156 206H157V204H156ZM162 206V204L160 205V207ZM82 207L80 208V209H78V211L79 212H81L80 210H84V208L82 209ZM154 207V210H153V208H152V211L153 212H151V211H149L150 213H159V214H154L153 216V218H155L156 216L155 215H159L160 216V213H161V211L160 210H158V211H156L155 212V210H156V208H155V206H153ZM169 207V206H168ZM181 207V206H180ZM184 207V206H183ZM79 208V207H78ZM87 208V209H86ZM131 209V212H128V213H133L132 215L134 216V217H132V218H130V220L132 221H128L127 222V225H128V223H134V225L135 224H138V225H135V228L137 229H135L134 228V226H133V224H130V225H132V226H130L133 230H131L130 229V227L128 228L127 226H124V225H122V224H124V222H125V214L127 213V211L126 210H128V209ZM159 208V207H158ZM193 208V207H192ZM77 209V208H76ZM97 209V210H96ZM132 209H134V211H132ZM186 209V208H185ZM74 210V209H73ZM84 210V211H85ZM164 210V209H163ZM169 210V209H168ZM180 210V209H179ZM128 211H130V210H128ZM167 211V210H166ZM173 211V210H172ZM186 211V210H185ZM83 212V211H82ZM82 212L80 213L81 215H82ZM126 212V213H125ZM176 212V211H175ZM181 212V211H180ZM120 213H122V215L120 214ZM123 213H125L124 215H123ZM128 213L126 214V216H128ZM76 214V213H75ZM115 214V215H114ZM131 215V216H132ZM142 215H144V217H142ZM149 215V214H148ZM120 216H123L124 217V221H122V217L120 218ZM158 216V217H159ZM162 216V215H161ZM160 216V217H161ZM173 216V215H172ZM129 217H130V215H129ZM128 217V218H129ZM149 217V216H148ZM194 217V216H193ZM127 218V217H126ZM135 218L137 219L136 220V222H134V220H135ZM150 218V217H149ZM163 218H164V216H163ZM66 219V218H65ZM132 219H134V220H132ZM147 219V218H146ZM156 219H159V221H160V218H155V221H156ZM162 219V218H161ZM167 219V218H166ZM67 221L68 220H70V219H66ZM65 220V221H66ZM152 220V219H151ZM175 220V219H174ZM71 221V220H70ZM70 221H68V223H70ZM150 221V220H149ZM167 221V220H166ZM169 221V220H168ZM181 221V220H180ZM154 222V221H153ZM170 222V221H169ZM174 222V221H173ZM87 223V224H88ZM144 223H146V224H148L147 222H146V220H145V222ZM159 223V222H158ZM167 223V222H166ZM165 223V224H166ZM7 224H9L8 222L4 225V227H3V229L4 230H7V229H12L10 232H14L15 233V231H13V230H16V228H17V230H18V232H17V235H19L20 233H21V235H23V237L24 236H29V235H31L32 233H29V232H27V230L25 229V228H22V226L23 225H20V227H19V225L17 226V227H15V226H13L12 225V223L10 222V224H9V226L7 225ZM70 224H73V220H72V223H70ZM69 224V226L71 227L72 226V228H70L69 226H67L68 228H70V232L69 231H67V232H69L68 234L63 230V232H65L66 233V235H68V240H70L71 239V237L69 238V236L70 235H72L73 233H75L73 236L76 238V237H78L77 235L78 234H80L81 236L83 235L82 233H85V230H87V229H89V228H87V227H85L83 224V230L81 229V227H82V225L80 226L79 224H81V223H74L73 225H70ZM77 224V225H76ZM145 224V225H146ZM150 224V223H149ZM161 224V223H160ZM170 224H171V222H170ZM55 225V224H54ZM80 226V228L78 227V230H76L77 229V226ZM126 225V224H125ZM155 225V224H154ZM153 225V226H154ZM74 226V227H73ZM89 226V227H90ZM144 226V225H143ZM162 226V225H161ZM167 227H168V225H166ZM178 226H179V224H178ZM177 226V227H178ZM53 227V226H52ZM55 227V226H54ZM60 227V229L58 228V230H60L61 231V226H59ZM67 227H66V229H67ZM123 227H125V228H123ZM129 229V231H128V229ZM145 227H148L147 225L145 226ZM157 227V226H156ZM167 227H165V228H167ZM57 228V227H56ZM56 228H54V230L56 229ZM74 228H76V229H74ZM85 228H87V229H85ZM141 228V229H142ZM169 228V227H168ZM1 229V228H0ZM65 229V230H66ZM72 229V230H71ZM73 229L74 230H76V231H73ZM82 230L81 231V233H80V231L79 230ZM85 229V230H84ZM125 229V230H124ZM127 229V230H126ZM150 229V228H149ZM154 229V228H153ZM159 228H157V230H158ZM184 229V228H183ZM68 230V229H67ZM90 230V231H91ZM152 230V229H151ZM3 231V230H2ZM57 231V230H56ZM55 231V232H56ZM132 231V232H131ZM139 232L138 234L136 233V232ZM162 231V230H161ZM58 232V231H57ZM72 232V233H71ZM87 232H89V230L87 231ZM135 232V234H131V233H134ZM155 232V231H154ZM71 233V234H70ZM76 233H77V235H76ZM147 233H148V231H147ZM152 233V232H151ZM160 233H162V232H160ZM165 233H167V232H165ZM164 233V234H165ZM172 233V232H171ZM179 233V232H178ZM16 234V233H15ZM59 234H60V232H59ZM86 234V235H85ZM84 235L88 238L89 237V235L91 234V236L90 237H92V233H89V234H87V233H85ZM163 234V233H162ZM180 234H182V233H180ZM21 235H20V237H21ZM37 235V234H36ZM56 236H58V234L56 233L55 234ZM64 235V234H63ZM66 235H64V236H66ZM79 235V240H82V246L84 247L85 246V244L86 243H88L89 241L91 242V240H92V243H95V242H93V239L95 238H90V239H87V238H85V239H87V240H85V239H82V237ZM94 235V234H93ZM96 235V234H95ZM150 235V234H149ZM154 235V234H153ZM159 235V234H158ZM167 235V234H166ZM175 235V234H174ZM31 236H33V235H31ZM146 236V237H145ZM151 236H152V234H151ZM162 236V235H161ZM22 237V238H23ZM34 237H37V236H34ZM63 237V236H62ZM74 237H72V239L71 240H73L74 242L77 240V238H76V240H74ZM153 237V236H152ZM164 237H166V236H164ZM169 237V236H168ZM31 238H33V237H31ZM67 238V237H66ZM83 238H84V236H83ZM98 238V237H97ZM41 239V238H40ZM154 239V240H153ZM167 239V238H166ZM165 239V240H166ZM25 240H27V239H25ZM38 240V239H37ZM84 240H85V242L86 243H84ZM95 240V239H94ZM102 240H104V241H102ZM108 240V239H107ZM121 240L123 241V240H126V243H128L126 246H122L123 244L125 245V241L123 242V243H121ZM147 240H148V242H147ZM155 240H156V242L158 243H156L155 242ZM162 240V239H161ZM168 240V239H167ZM101 243H100V242ZM89 242V245H91V243ZM103 242H104V244H103ZM153 242V247H154V244L156 243V246L155 247H157V248H155V249H157V251L158 250H160L158 253H160L161 255L159 256V254L158 253H156L157 251L155 250V253L153 254V258H152V255H150V257H148L147 256V253L146 252H144V251H149V253H151L150 251H152V246L150 245L151 243ZM162 242V241H161ZM169 242V241H168ZM76 243V242H75ZM100 243V244H99ZM149 243V244H148ZM186 243V242H185ZM112 244V243H111ZM120 244H121V246H120ZM148 244V245H147ZM163 244V243H162ZM162 244H161V246H162ZM88 245V244H87ZM94 245V244H93ZM93 245H91V246H93ZM151 246L150 248L148 247V246ZM90 246V247H91ZM97 246V245H96ZM105 246H107V244L105 245ZM138 246H139V248H138ZM141 246H145L144 248H142L143 250H141L140 249V247ZM148 247V249L149 250H147V247ZM66 247V246H65ZM89 247V248H90ZM98 247H101V246H97V248ZM103 247V246H102ZM101 247V248H102ZM114 247V246H113ZM123 247V248H122ZM219 247V246H218ZM239 247V246H238ZM237 247V248H238ZM86 250H88V251H86L87 253L90 251L88 248H87V246H85L84 247ZM93 249H94V247H92ZM96 248V249H97ZM101 248L99 249V250H101ZM227 248V247H226ZM242 248V247H241ZM77 249H78V247H77ZM103 249V252H101L100 251V253H103V255L104 254H106L105 253V249L104 248H102ZM117 249V248H116ZM138 251H137V250ZM172 249V248H171ZM79 250V251H78ZM78 250H76V251H78L79 253H80V255H81V253L83 254V252H82V249H81V251H80V248L78 249ZM99 250H96V251H99ZM136 250V251H135ZM154 250V249H153ZM73 251V250H72ZM74 251H75V248H74ZM74 251H73V255H74ZM76 251H75V253H76ZM91 251H93L92 249H91ZM131 251H134V252H131ZM169 250L167 249V252H168ZM77 252V255L78 256H80L79 255V253ZM85 252V253H86ZM94 252V253H93ZM93 252H90V253H93V254H98V252H95V251H93ZM106 252H107V250H106ZM116 252H118V251H116ZM153 252V251H152ZM217 252V251H216ZM86 253V256L88 255L89 256V254H87ZM131 253V254H130ZM166 253V252H165ZM171 253V252H170ZM204 253V252H203ZM92 254V256H95V255H93ZM96 254V257L97 258H99L98 257V255ZM133 254V255H132ZM134 254H136L135 256H134ZM158 255L159 257H157L158 258V262H157V260L155 261L154 259H156L155 257V255ZM169 254V253H168ZM174 254V253H173ZM173 254L171 255L172 257H174L173 256ZM4 255V254H3ZM19 255V254H18ZM77 255L75 256V258L73 257V259H76V261L75 260H67L68 262H66L67 264H80L81 262L80 261H82L79 257H77ZM132 255V256H131ZM105 256H107V255H105ZM117 256V255H116ZM115 256V257H116ZM162 256V257H161ZM70 257V256H69ZM82 257H83V260L84 261H82V264H89V263H87V260H89L90 259V263L91 264H102V262H103V259H102V261H100L101 259L100 258H102V257H100L99 259H96L95 260V258H94V260L92 259V257L90 258V256L88 257L89 259H85V258H87V257H85V256H83L82 255ZM85 257V258H84ZM123 257V258H122ZM128 257H130V258H128ZM135 257V258H134ZM147 257L148 258H150V259H153L152 260V262L150 261H147ZM167 257V256H166ZM179 257V256H178ZM214 257V256H213ZM221 257V256H220ZM71 258V257H70ZM108 258V257H107ZM127 258H128V260H127ZM132 258H134V260L132 259ZM163 258V259H162ZM167 258H169V256L167 257ZM3 259V258H2ZM78 259H79V261H78ZM116 259V260H115ZM149 259V260H150ZM173 259V258H172ZM92 260V261H91ZM109 260H110V258H109ZM86 261V263H83V262H85ZM100 261V262H99ZM115 261V262H114ZM122 261V264H124V262ZM167 261V260H166ZM1 262L2 263H4L2 260H1ZM35 262H37V261H35ZM106 261L104 260V263H105ZM116 263V264H120V263ZM148 262V263H147ZM2 263H0V264H2ZM34 263V262H33ZM32 263V264H33ZM62 264H64L63 262H61ZM60 263V264H61ZM65 263V264H66ZM103 263V264H104ZM165 263V262H164ZM175 262H173V264H174ZM232 263V262H231ZM107 264H109V262L107 263ZM169 264V263H168ZM233 264H234V262H233Z\"/></svg>", "mask_w": 264, "mask_h": 264}]
</instances>
